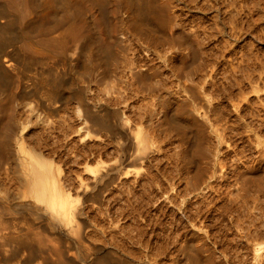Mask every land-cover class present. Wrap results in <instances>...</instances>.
<instances>
[{"label": "rangeland", "instance_id": "rangeland-1", "mask_svg": "<svg viewBox=\"0 0 264 264\" xmlns=\"http://www.w3.org/2000/svg\"><path fill=\"white\" fill-rule=\"evenodd\" d=\"M176 1V2H175ZM186 1V3H184ZM173 0L174 2V6H178L176 7V11L178 12V18L176 19V26H172V28L168 29V33H167V38L160 40L161 43L159 41L155 42L156 46L154 44L150 45V49L153 50L154 52H156V54L161 55L162 56H153L152 58H150V64L151 67L155 70L159 72V76L156 78V80L159 82V84L163 83L164 84V89L161 93L159 92H152L154 93L153 98H151L150 100H152L153 103H159L161 102L162 98L160 94L163 95H168L169 97V101L171 103L172 107H176V106H186L189 107V111L192 110L195 114V116L197 117V119L199 120V122H201V125H199L198 128L201 129V135H199L197 133L198 129L197 127H192L191 125L188 126L187 128L189 130L186 129L185 131V135L184 138H182V135L176 132L175 129L170 128L168 126H166L161 118L156 115L154 112H159L161 110V112H166L167 109H169V111L167 110V112H170V107L171 106H159L161 105L160 103L157 105L155 104H151V102L147 101V100H143L146 99L144 95V90L141 88V86L135 82L136 85H134V81L132 80V78L129 80H127V83H132V84H127L126 85V91H125V95L127 96L129 93V98L128 101H125L123 104H118L117 105H113V107H110V110H118L120 113V117L122 115L121 118L125 119H121L119 117V119L114 120V122L111 121V124L113 126V128H115V130L113 129L112 131H109L107 129V132L105 131V129L101 130L100 128H96L97 126H93L95 131L93 130L92 125L88 124L87 129H83L82 133L85 135L83 136L81 133V131H79L80 133L78 134L76 132L77 129L76 128V124L73 122L72 123H68L69 125L67 126H71V128L68 129V127H66L67 129L63 128L61 131V129L56 125V123L53 121H48V118L45 119L43 118V122L40 129H37L36 132L34 133L33 136L27 138L26 136L29 135V133H31V129L33 130V127L30 126V123L28 122H24L21 127L18 129V137L20 139L21 145L23 147V149L26 146V149L30 152L33 153H39L42 154L44 156L45 159L49 160V162H51L53 164V166L56 169V186H57V190H58V194L63 196L64 200H61L60 202H62L64 204V207L67 209L66 215L63 217L61 214L58 213L57 208L56 210L53 211V215L54 217L52 218L51 216H49L44 208V204L42 202H37L36 200L28 197L27 195H25L24 191V187L23 184L20 181V176L22 174V171L20 169L19 166L16 167V162L14 161H10L9 160V168L8 166L5 167L7 168V172L5 175L2 174L3 171H1V175H0V209H1V213H0V220L3 221V218L6 220V218L8 220L1 222L0 221V226H2L3 224L4 226H7V228L2 227L3 229H7V230H1L5 233V235H12V236H16L19 235L23 232L27 233L28 232H35L39 234V238L42 239L44 238L45 240H42L40 243V246L42 251H46L48 256L46 257V253L44 254L40 248L39 244L37 245H33L30 247L28 245L25 246V244H21L22 247L18 245H16V248H18V250L16 251L15 248V244L16 242H10V241H4V239L2 241H4L3 244L0 240V242L4 245L2 246V244H0V252L1 255L4 254L2 253L3 250H5L6 253V257H4V262H2L0 260V264H43L44 260H46V263L48 264H62V263H67V264H88L90 261H93L94 258L97 256H101V254L103 255L104 253H106L107 255L110 253V249H111V253L115 256H113V259L111 260V263L114 261H116L115 257H117V259L119 258V260L116 262V264H122L125 260L126 264H192L190 261L186 262H179V257L181 256V258L183 257L180 252L179 248L180 246L184 247L185 245V238L188 239V237H191L193 234L196 235L195 238L198 241H203L204 243H206L208 245L207 249L208 252L203 253L201 256L202 257H206V256H210L212 257V259H210L211 262H209L208 264H264V108H262V106H264V99H262V97H264V83L260 84L257 82V84H253V82L249 85L251 86H246V84H244V82L242 84H240V78L238 77H242V75H251V74H259L260 76L264 75V51L261 50L264 49V43L261 42V40L259 38H257V36L254 35V33L252 32L251 36L246 35L244 36L242 34V30L241 28H243L242 24L240 23L239 20L236 21V23L233 24H228L223 23L224 19L223 17L219 16V20L218 19H212L211 18V13H207V15H203L201 14L199 11V7L200 4L198 2V0H190V3L187 1L189 0ZM201 1V0H199ZM232 2H234V0H231ZM182 2V3H181ZM195 2V3H194ZM229 3V7L234 8L235 10L237 8H239L238 10L241 12L242 8L238 7V1L235 0V2L237 3ZM179 3V4H178ZM199 4V7L197 4ZM201 3V2H200ZM189 6H188V5ZM194 6H193V5ZM197 6H196V5ZM192 5V8H194L197 11H194V9L192 10V8L190 7ZM236 5V7L234 6ZM234 6V7H233ZM198 7V8H197ZM178 8V9H177ZM190 10H189V9ZM181 9V10H180ZM184 10V12H183ZM186 10V11H185ZM179 11H182V13H180ZM237 11V10H236ZM186 12L188 14H186ZM238 12V11H237ZM239 12V13H240ZM181 16H180V15ZM194 14V16H193ZM185 15V16H183ZM192 17H191V16ZM200 15V16H199ZM180 16V17H179ZM182 16L185 18V22L183 21L184 18H182ZM199 16V17H198ZM209 16V17H207ZM194 17L196 18L194 20ZM198 17V18H197ZM205 17V18H204ZM182 18V19H181ZM212 20H211V19ZM221 18V19H220ZM223 18V19H222ZM190 21H189V20ZM201 19V20H200ZM207 19V20H206ZM178 20V21H177ZM180 20V21H179ZM200 22H198V21ZM211 20V24H209L210 26H215L217 24V26L210 27L208 25V22L210 23ZM182 21L184 22V24L182 23ZM196 24L199 25V27L204 28V31H200L201 29L197 30L198 25L194 24V22ZM192 22V23H190ZM198 22V23H197ZM205 22V23H204ZM213 22V23H212ZM221 22V23H220ZM181 23V24H180ZM203 25H200L202 24ZM223 23V24H222ZM183 24V26H182ZM204 24H206L204 26ZM215 24V25H214ZM221 24V25H220ZM227 24V25H226ZM236 24V25H235ZM237 24H240L237 25ZM187 25V26H186ZM191 25V26H190ZM190 26V27H189ZM220 26V27H219ZM228 26V27H227ZM254 26V24L252 25V27ZM178 27V28H177ZM188 27V28H187ZM208 27L210 29H208ZM219 27V28H218ZM231 27V28H230ZM235 27V28H234ZM238 27V28H236ZM182 28V29H181ZM184 28V29H183ZM186 28V29H185ZM193 28V29H192ZM196 28V29H195ZM222 30H221V29ZM230 28V29H229ZM180 29L183 32H185L184 34H186V32H188V35L182 38L181 41H179L178 43H176L173 39L172 41V37L173 33L175 30ZM187 29H189L187 31ZM191 29V30H190ZM214 29V30H213ZM224 29V30H223ZM232 29V30H231ZM233 29H235L236 33L234 37L236 39L230 37L233 33H235L233 31ZM195 30V31H194ZM203 30V29H202ZM217 32H216V31ZM221 30V31H220ZM239 32H238V31ZM170 31V32H169ZM191 31V32H190ZM228 31V33H227ZM230 31H233L230 32ZM257 31V30H256ZM172 32V33H171ZM199 32L200 34H197V37L199 36V38L203 39V40H199V38L196 37V34ZM220 32V33H219ZM224 32V33H223ZM226 32V33H225ZM194 35H192V34ZM203 33V34H202ZM212 33V35H211ZM217 33V34H216ZM231 33V35H229ZM258 33V32H257ZM202 34V35H201ZM210 35V38L208 37V35ZM216 34V36H215ZM172 35V36H171ZM192 35V36H191ZM220 36V37H218ZM229 36V37H228ZM243 36V37H242ZM253 36V39H252ZM133 37V38H132ZM187 37V38H185ZM193 37V38H192ZM207 37V39H206ZM212 37V38H211ZM222 37L224 39H222ZM228 37V39H226ZM251 37V38H250ZM126 39L128 40V42H130L132 47L138 46L139 44H141L142 42L139 39H135L134 36H128L125 35L124 37H122V39ZM130 38V39H129ZM197 38V39H196ZM217 40H222L221 44H223L224 41V45L226 46V48L224 47V45L219 46V42L216 41ZM219 38V39H218ZM245 38V41H244ZM134 39V40H133ZM186 39V40H185ZM196 39V40H195ZM207 41H206V40ZM260 40V42L257 41ZM130 40V41H129ZM189 43H186L188 42ZM193 40V42H192ZM197 40L199 41H203L205 43H200L199 41L197 42ZM231 42H229V41ZM243 40V41H242ZM247 40L249 43H247ZM252 42H251V41ZM255 40V41H254ZM185 41V43H184ZM210 41V42H209ZM211 41L214 43V41L218 42L219 44L217 45L216 43H214V49L213 46L211 44ZM227 41V42H226ZM239 43H238V42ZM133 42V43H132ZM168 42V43H167ZM233 42V43H232ZM242 42V43H240ZM258 44V46L254 47ZM256 42V43H255ZM200 43V44H199ZM235 43V44H234ZM238 43V44H237ZM247 43V44H244ZM250 43H252L253 45H250ZM262 43V44H261ZM166 45V46H161V45ZM184 44V45H183ZM187 44L192 45V46H187ZM238 46H237V45ZM158 45H160L162 48H164L163 50L161 49V47H158ZM209 45H211L209 47ZM236 45V46H235ZM242 47L241 50L240 46ZM247 45V46H245ZM250 45V46H249ZM194 46V47H193ZM197 46V48H195ZM208 46V47H207ZM216 46V47H215ZM219 46V47H218ZM225 49L222 50L223 47ZM252 46V47H251ZM262 46V47H261ZM152 47V48H151ZM155 47V48H153ZM167 50H166V48ZM190 47V48H189ZM192 47V48H191ZM204 47V48H203ZM222 47V48H221ZM234 49H232V48ZM240 47V48H239ZM245 47V48H243ZM247 47V50H246ZM251 47V48H248ZM161 50H158V49ZM181 48V50H180ZM200 50H199V49ZM208 48V49H206ZM220 49V51H218ZM228 48V49H227ZM232 50H230V49ZM254 48L258 49V51H254ZM142 48H140L141 50ZM177 49V50H175ZM180 51H179V50ZM206 49V51H205ZM213 51V52H211ZM217 49V51L215 50ZM250 49V50H249ZM168 51V53L166 51ZM185 50V51H184ZM202 50V51H201ZM209 52H208V51ZM218 52V54L216 55L215 52ZM230 50V51H229ZM252 50L253 53L257 52L256 55L255 53L252 54ZM160 51V52H159ZM184 51V52H182ZM195 51V52H194ZM205 51V53H204ZM226 51V52H225ZM236 51V53L234 52ZM241 51V52H238ZM251 51V52H250ZM202 52V53H201ZM211 52V53H210ZM223 52V54H222ZM226 55H225V53ZM243 52V53H242ZM245 52V54H244ZM176 53V54H175ZM179 53L183 54L185 57L184 60V67H175L173 66V63L170 64L167 63L166 61H164V57L165 56H171L172 55H178ZM195 53V54H194ZM210 53V54H209ZM213 53V54H212ZM222 55H221V54ZM241 53V54H240ZM165 54V56H164ZM205 54V55H204ZM216 55L215 57L212 55ZM233 54V55H232ZM241 56L246 55L249 56L247 58L243 56L240 58L239 55ZM260 54V55H259ZM191 55L194 59V61L192 60ZM202 57H201V56ZM207 55V58H206ZM228 55L227 58L224 57ZM235 55V56H234ZM251 55V56H250ZM253 55V56H252ZM196 56V57H195ZM231 56V57H229ZM238 57L240 59H238L236 57V60L234 57ZM257 56V58H255ZM161 57V58H160ZM201 57V58H200ZM205 57V58H204ZM212 59H211V58ZM214 57V58H213ZM223 57V58H222ZM234 58V59H230V58ZM251 57V58H250ZM261 57V62L260 59ZM196 58V60H195ZM204 58V59H203ZM220 58V59H219ZM253 58V59H252ZM155 59V60H154ZM192 60V62L190 60ZM199 59V60H198ZM203 61H202V60ZM214 59V60H213ZM223 59V60H221ZM252 59V60H251ZM201 60V61H200ZM206 60V61H205ZM227 60V61H226ZM240 60V63H238L237 61ZM249 60V61H248ZM254 60V61H253ZM154 61V62H153ZM158 61V63H157ZM190 63H189V62ZM213 61V62H212ZM216 61H218L216 63ZM223 61V62H222ZM237 62V64H235V62ZM248 61V62H247ZM157 64H156V63ZM194 62V63H193ZM200 62V63H199ZM206 62V63H205ZM207 62L213 64V65H207ZM215 62V64H214ZM221 62V63H220ZM228 62V63H227ZM234 62V63H232ZM246 62V63H244ZM256 62V63H255ZM165 63V64H164ZM192 63V64H191ZM199 63V64H198ZM204 63V64H203ZM221 65H220V64ZM227 63L229 64L231 67L233 64L234 68V64L235 67H240L238 68L239 70H241L242 73H240V71L237 68H234L233 71H229L227 72L228 74L223 76L226 73H223L225 71L229 70V65L228 66H224V64ZM249 63V65H248ZM251 63V65H250ZM253 63V64H252ZM167 64V66H166ZM190 64V65H187ZM225 64V65H227ZM245 64L247 66H245ZM153 65V66H152ZM161 65V66H160ZM207 65V67L205 66ZM216 65V66H215ZM220 65V67H219ZM238 65V66H236ZM258 68H256V66ZM261 65V66H260ZM155 66V67H154ZM159 68H158V67ZM209 66V67H208ZM224 66V68H223ZM247 67L246 69H242L243 67ZM249 66V68H248ZM188 67V68H186ZM215 67V68H213ZM220 69H218V68ZM222 67V68H221ZM228 67V68H227ZM261 67V68H259ZM157 68V69H156ZM163 68V69H162ZM176 68V69H175ZM194 68V70H193ZM201 68V69H200ZM207 68H211V69H207ZM213 68V69H212ZM226 68V69H225ZM231 68V69H232ZM256 68V69H255ZM176 70V72L173 71ZM198 69V70H197ZM207 69V70H205ZM222 69V71H221ZM225 69V70H224ZM228 69V70H227ZM249 71H248V70ZM255 69V70H254ZM161 70V71H160ZM199 70H203L201 73ZM210 70L211 73H210ZM214 70V71H213ZM217 70L219 72H217ZM163 71V72H162ZM197 71L199 73H197ZM207 71V72H206ZM237 71V72H235ZM259 71V72H258ZM151 72V71H150ZM195 72V73H194ZM206 72V74L204 73ZM210 74H209V73ZM222 72V73H220ZM235 72V73H232ZM255 72V73H254ZM149 73V72H148ZM163 73V74H162ZM171 73V74H170ZM216 73V74H214ZM231 76H230V74ZM237 73V74H236ZM167 74V75H166ZM209 74V75H208ZM219 74V75H217ZM235 74V75H234ZM162 75V76H161ZM168 77H166V76ZM196 75V76H195ZM201 77H199V76ZM204 75V76H203ZM208 80H207V78ZM212 75V76H210ZM216 77H214V76ZM233 75V77H232ZM238 75V76H236ZM197 77V79L195 77ZM219 76V77H218ZM229 76V77H226ZM236 76V77H235ZM165 77V78H164ZM171 77V78H170ZM199 77V79H198ZM204 77V78H202ZM211 79H210V78ZM223 77V79H221ZM225 78H228L226 81L224 80ZM264 77V76H262ZM163 78V79H162ZM168 78V79H167ZM194 80H193V79ZM206 78V79H205ZM215 78V80L213 79ZM231 78V79H229ZM235 78V79H233ZM162 79V80H160ZM167 79V80H165ZM171 79V80H170ZM176 79V80H175ZM184 81H183V80ZM203 79L204 83L201 81ZM219 79V81H217ZM238 79V81H237ZM174 80V82H172ZM179 80V82H177ZM183 82H182V81ZM201 81V84H199V82ZM205 80H207L205 82ZM213 80V81H212ZM223 80V83L226 82L225 84H227V82L230 80L231 82H228L227 85H223V83H221ZM237 82H236V81ZM162 81V82H160ZM168 81V83H167ZM171 81V84H170ZM176 81V83H175ZM180 81L183 83H180ZM194 81V82H192ZM212 81V82H211ZM191 82V83H190ZM209 82V83H208ZM217 82V83H216ZM235 84H231L234 83ZM256 82V81H255ZM166 83V84H165ZM173 83V84H172ZM198 83V84H197ZM215 83V85L213 84ZM219 83V84H218ZM239 83V84H238ZM168 84V85H167ZM195 84V85H194ZM218 84V85H217ZM253 84V85H252ZM132 87H131V86ZM165 85H167V88ZM170 85V86H169ZM187 85H189L187 87ZM191 85V86H190ZM192 85H193V89H192ZM198 85V87H196ZM217 85V86H216ZM221 85V86H220ZM231 87H230V86ZM233 85V86H232ZM235 85V86H234ZM254 85L256 86V90H254ZM258 85V86H257ZM261 85V86H260ZM130 86V87H128ZM133 86L135 87L136 90H134ZM161 86V85H160ZM176 86V87H175ZM179 86V87H178ZM185 86V87H184ZM208 86V87H207ZM215 86L217 88V92H216V88L214 89ZM228 88H227V87ZM253 86V88H252ZM180 89H178V88ZM189 87H191V89H189ZM195 87V88H194ZM219 87L221 89H223V92L221 90H218ZM225 87V88H224ZM241 87L243 89H241ZM133 88V90L131 89ZM162 88V86H161ZM188 88V89H187ZM208 88V89H207ZM232 90H230V89ZM236 88V91H235ZM240 88V89H239ZM248 88V90L246 91V89ZM253 89L250 91V95H248L247 93H249V90ZM133 91H131V90ZM173 89L176 90L175 92H173ZM184 89V90H183ZM231 91V92H229ZM172 90V91H171ZM178 90V91H177ZM180 90V91H179ZM189 90V91H188ZM193 90V91H190ZM209 90V91H208ZM225 90V91H224ZM237 90H239V92H237ZM262 90V91H261ZM129 91V92H127ZM131 91V92H130ZM136 91V92H135ZM161 91V90H160ZM188 91V92H187ZM228 91V92H227ZM244 91V92H243ZM135 92V93H134ZM141 92V93H140ZM143 92V93H142ZM181 92V94H180ZM193 92H195L194 94L195 97L197 96L199 98V100H197V97L194 98V95L192 94ZM226 92V93H224ZM234 92H237L236 95L237 98H239L240 100L244 97L246 99H242L240 102L239 100L237 101L236 99V95ZM246 92V94H244ZM254 92V93H253ZM140 93V94H138ZM165 93V94H163ZM172 93V94H171ZM174 93V94H173ZM180 95H179V94ZM198 93V94H197ZM234 93V94H232ZM242 95H240V94ZM258 93V95H257ZM131 94V95H130ZM136 94V95H135ZM143 94V95H142ZM176 94V95H175ZM178 94V97H176ZM217 96H216V95ZM222 94V96H221ZM253 94V95H252ZM255 94V95H254ZM262 94V95H261ZM124 95V97H125ZM166 95V96H167ZM215 95V96H214ZM218 95L220 97H218ZM234 98L236 99H231L230 98ZM247 95V96H246ZM253 97H252V96ZM260 95L262 96L261 98ZM140 96V97H139ZM142 96V97H141ZM163 96V97H166ZM172 96V97H171ZM182 96V98H181ZM225 96V97H224ZM227 96V97H226ZM243 96V97H242ZM258 96V97H257ZM132 97V98H131ZM137 97V98H136ZM229 97V98H228ZM242 97V98H240ZM252 97V98H251ZM256 97V98H255ZM138 98L141 99L142 101L141 104L136 103L138 102ZM175 98V99H174ZM179 98V100H178ZM192 98H194L195 100H193ZM213 98V99H212ZM224 98V99H223ZM228 98V99H227ZM259 98V99H257ZM131 99V100H130ZM137 99V100H136ZM227 99V100H226ZM250 99V100H249ZM254 99V102H252ZM127 100V99H126ZM133 100V102H132ZM178 100V102H177ZM214 100V101H213ZM224 102H222V101ZM226 100V101H225ZM233 100V101H230ZM235 100V101H234ZM247 100V101H246ZM252 100V101H251ZM259 100V101H258ZM20 101V100H18ZM136 101V102H135ZM147 101V102H144ZM173 101H175L173 103ZM221 101V102H220ZM237 101V102H236ZM243 101V102H242ZM251 101V102H250ZM256 101V102H255ZM261 101V103H260ZM149 102V103H148ZM189 102V104H187ZM199 102V103H198ZM232 102H236V103H232ZM239 102V103H238ZM249 102V103H248ZM259 102V104L257 103ZM130 103V104H129ZM145 104L144 105L142 104ZM148 103V104H147ZM221 103V104H220ZM252 105H251V104ZM257 105H256V104ZM127 104V105H126ZM138 106H137V105ZM246 104V105H245ZM132 106V108L134 109H130ZM136 105V106H135ZM151 110H150V106ZM225 105V106H224ZM241 105V106H240ZM244 105V106H243ZM250 105V107H249ZM254 105V107H253ZM262 105V106H260ZM127 106V108H126ZM144 108H143V107ZM149 106V107H148ZM159 106V107H158ZM193 106V107H192ZM243 106V107H242ZM248 106V108L246 109V107ZM252 106V107H251ZM259 106V107H258ZM130 107V108H129ZM138 107V108H136ZM162 107V108H161ZM168 107V108H167ZM222 107V108H221ZM228 107V108H227ZM242 107V108H241ZM256 107V108H255ZM258 107V109H257ZM149 109L150 111L146 110ZM153 108V109H152ZM159 110V111H157ZM161 108V109H159ZM239 108V109H237ZM244 108V109H243ZM255 108V110H253ZM262 108V109H261ZM126 109V110H125ZM128 109V110H127ZM138 109V110H137ZM155 109V111H154ZM163 109V110H162ZM218 109V111H217ZM228 109V110H227ZM237 109V110H236ZM251 109V110H250ZM258 111H257V110ZM79 109L75 106L73 108V112L74 111H78ZM125 110V112H124ZM141 110V111H140ZM222 112H221V111ZM232 110V111H231ZM246 110H248L247 112H245ZM262 110V112H261ZM148 113H147V112ZM244 111V113H243ZM251 111L253 112L252 114ZM258 113H257V112ZM127 112V113H126ZM132 112V113H130ZM143 112V113H142ZM153 112V114H152ZM200 112V113H199ZM127 114L128 116H126L125 114ZM130 113V114H129ZM137 113L139 117H134L135 115L137 116ZM151 113V116L149 115ZM240 113V114H239ZM241 113L243 115L249 114L250 116H255L253 118V120L255 122H253V120L251 121V117L249 115L243 116L241 115ZM257 113V114H256ZM261 113V114H260ZM132 114L134 116H132ZM140 114H144V116H140ZM239 114V115H238ZM259 114V115H258ZM131 115V116H129ZM146 115V116H145ZM157 117H156V116ZM221 115V116H220ZM242 117H241V116ZM224 116V117H222ZM259 116H262L261 118ZM128 117V118H127ZM130 117V118H129ZM131 117H133L132 121H130ZM141 117V118H140ZM145 117V118H144ZM235 117V118H234ZM245 117V118H244ZM247 117V119H246ZM250 117V118H249ZM256 117H259V119H256ZM54 118H50V120H52ZM147 121H146V120ZM159 119V120H158ZM213 119V120H212ZM249 119V120H248ZM47 120V121H46ZM136 120V121H135ZM154 120V121H153ZM229 120V121H228ZM248 120V122H247ZM262 122H261V121ZM122 121H125V123H123ZM145 121V122H144ZM150 123H149V122ZM214 121V122H213ZM232 121V122H231ZM49 122V123H48ZM119 122V123H118ZM143 122V123H142ZM261 122V124H260ZM47 123V124H46ZM123 123L124 127H126V129L122 126ZM132 123V124H131ZM254 123V124H253ZM71 124V125H70ZM118 124V125H117ZM137 124V125H136ZM253 124V125H252ZM45 125L48 126V129L45 128ZM56 125V126H55ZM76 125V126H74ZM117 125V126H115ZM121 125V126H119ZM146 126V129L145 128ZM50 126V127H49ZM74 129L73 130V127ZM138 126V127H137ZM260 126V127H259ZM31 127V128H30ZM55 127V128H54ZM58 127V128H57ZM78 127V126H77ZM120 127V128H119ZM134 127V128H133ZM230 127V128H229ZM258 127V128H257ZM27 128V129H26ZM45 128V130H44ZM51 128V129H50ZM122 128V129H121ZM130 128V129H129ZM139 128V129H138ZM229 128V129H228ZM58 129V130H56ZM91 131L90 132L88 131ZM98 129L101 130L98 131ZM117 129V131H116ZM125 129V130H124ZM135 129V130H134ZM170 129V130H169ZM218 129V130H217ZM260 129V130H259ZM30 130V131H29ZM44 132H42V131ZM67 130V131H65ZM85 130V132H84ZM87 130V131H86ZM98 132H97V131ZM129 130V131H128ZM130 130L132 131L130 134H128L130 137V141L128 139V135L127 133L130 132ZM139 130V131H138ZM150 130V132H149ZM234 130V131H233ZM26 131V132H25ZM47 131V132H45ZM49 131V132H48ZM54 131V132H53ZM58 131V132H57ZM61 131V132H60ZM68 131L70 132L68 133ZM114 131V133L112 134V132ZM122 131V132H121ZM125 131V133L123 132ZM238 131V132H237ZM242 131V133H241ZM259 131V132H258ZM22 136H21V134ZM41 132V134H40ZM74 132V134L72 133ZM87 132H89L87 134ZM95 134H93V133ZM111 132V133H110ZM120 134H118V133ZM144 132V133H143ZM160 132V133H159ZM191 132V133H190ZM218 132V133H217ZM226 132H228L226 134ZM39 133V135H38ZM43 133V134H42ZM67 133V134H66ZM110 133V134H109ZM122 133V134H121ZM187 133V134H186ZM195 134L193 136V134ZM232 133V134H231ZM234 133V134H233ZM237 133V134H236ZM25 134V135H24ZM28 134V135H27ZM46 134V136H45ZM51 134V135H50ZM65 134L67 139L65 138ZM70 134V135H69ZM73 134V135H72ZM76 136L79 135V136ZM103 134V136H102ZM138 134V135H136ZM145 134V135H144ZM160 134V135H159ZM190 134V135H188ZM198 134V135H196ZM226 134V135H225ZM24 135V136H23ZM50 137H47L49 136ZM55 137H54V136ZM72 135V136H71ZM93 135V136H91ZM95 135V136H94ZM97 135V136H96ZM99 135V136H98ZM112 135V136H111ZM116 135V136H115ZM124 135V137H123ZM145 137H144V136ZM188 135V136H187ZM223 135V136H222ZM225 135V137H224ZM235 135V136H234ZM237 135V136H236ZM80 136H83V139L80 138ZM88 136L91 138H88ZM102 136V137H101ZM107 136V137H106ZM115 136V137H114ZM117 136H119L120 138H118ZM191 136V137H190ZM233 138H232V137ZM47 139H46V138ZM61 140H59L60 138ZM100 137V138H99ZM105 137V138H104ZM247 137V138H246ZM35 138H39L38 140ZM55 138V139H54ZM59 138V139H58ZM71 138V139H70ZM76 141H75V139ZM95 140H94V139ZM102 138V140H101ZM105 140H104V139ZM127 138V139H125ZM145 138V140H144ZM159 138V139H158ZM187 138V139H186ZM190 138H194V142H192L193 140ZM198 138V139H197ZM201 140L207 145V150L208 151V155L205 159L201 160V163L197 164V163H190V164H184L182 161L183 159H181L180 157V151L182 150V148L189 149L190 147V142L192 143V145L195 143V141L197 140ZM231 138V139H230ZM34 139V141H33ZM45 139V140H43ZM48 139H50L48 141ZM58 139V140H56ZM78 139V140H77ZM86 139V140H85ZM111 139V140H109ZM137 139V140H136ZM145 143H144V141ZM183 139V140H182ZM25 140V141H24ZM33 144V146H31V144L28 141ZM54 140V141H52ZM85 140V141H84ZM91 140V142H90ZM147 140V141H146ZM250 140V141H249ZM253 140V141H251ZM33 141V142H32ZM38 141V142H37ZM51 141V142H50ZM58 141V142H56ZM69 141V142H67ZM71 141H73V143H71ZM83 145H81L79 142ZM87 141V143H86ZM93 141V142H92ZM97 141V142H96ZM107 141V142H106ZM109 141V142H108ZM128 141L129 144L128 145ZM132 141V142H131ZM143 141V142H141ZM158 141V142H157ZM160 141V142H159ZM172 141V142H171ZM178 141V142H177ZM206 141V142H205ZM231 141V142H230ZM234 141V144L233 142ZM237 141V142H236ZM26 142V143H25ZM37 142V143H36ZM42 142V143H41ZM99 142V143H98ZM101 142V144H100ZM109 145L110 142L111 144L109 146L106 147V143ZM134 142V143H133ZM148 142V143H147ZM171 142V143H170ZM39 143H41L43 149L41 148V145H39ZM47 143H49L50 145H48ZM54 143V144H53ZM61 143V144H60ZM71 147L74 146L75 148L69 147L70 145ZM78 143V144H77ZM94 143V144H93ZM134 145H133V144ZM153 143V144H152ZM176 143V144H175ZM178 143V144H177ZM189 143V145H188ZM209 145H208V144ZM247 143V144H246ZM24 144V145H23ZM27 144V145H26ZM30 144V145H29ZM36 144V145H35ZM53 144V145H51ZM62 145L63 147H59L58 145ZM68 144V149L70 150L69 152L66 151L68 149L67 145ZM85 144V145H84ZM90 144V145H89ZM93 146H92V145ZM97 146V149L95 148ZM104 144V150H102V146ZM106 144V145H105ZM124 144V146H123ZM137 144V146L135 145ZM147 144V145H146ZM166 144V145H165ZM258 144V145H257ZM34 145L37 147L35 148ZM39 145V146H38ZM45 145V146H43ZM88 145V146H87ZM100 145V146H99ZM112 145L114 147H112ZM116 145V148H115ZM126 145V146H125ZM142 145V147H141ZM174 145V146H173ZM233 145V146H231ZM240 145V146H239ZM52 146V147H51ZM56 146H58L56 148ZM91 146V148H90ZM130 148H128V147ZM161 146V147H160ZM178 146V147H177ZM185 146V147H184ZM236 146V147H235ZM242 146V147H241ZM247 146V148H246ZM48 147V148H47ZM54 147L56 149H54ZM79 147V149H77ZM83 149H82V148ZM87 150H86V148ZM94 147V148H92ZM100 147V148H99ZM111 147V149H110ZM122 147H124V149H122ZM132 147H136V149L132 148ZM145 147L147 148L145 150ZM157 147V148H155ZM177 147V148H176ZM208 147H210L208 149ZM46 148V149H45ZM51 148V149H50ZM66 150H65V149ZM81 148V149H80ZM89 148V150H88ZM109 150H107V149ZM127 148V151L126 149ZM143 148V152L142 150H138ZM150 150H149V149ZM160 148V149H159ZM233 148V149H232ZM24 149V150H26ZM49 149V150H48ZM61 149V150H60ZM75 150L71 153L72 150ZM94 149V150H91ZM96 149V151H95ZM99 149V150H98ZM101 149V150H100ZM116 149V150H115ZM134 149V151H132ZM164 149V150H162ZM169 149V150H168ZM181 149V150H180ZM240 149V150H239ZM245 149V150H244ZM259 149V150H258ZM35 150V151H34ZM45 150V152H44ZM51 150V151H50ZM58 150V151H56ZM63 150V151H62ZM85 150V151H84ZM112 150V151H110ZM118 150V152H117ZM120 150V151H119ZM129 150V151H128ZM234 150V151H233ZM50 151V152H49ZM53 151V153H52ZM78 151V152H77ZM86 152L84 155V152ZM95 151V152H93ZM103 151H105V153H103ZM127 154H126V152ZM142 152L143 154H145L144 156L142 154H140L139 152ZM169 151V152H168ZM179 151V152H178ZM238 151V153H237ZM260 151V152H259ZM43 152L46 154L44 155ZM49 154H48V153ZM65 152H68L67 154ZM77 152V153H76ZM83 152V153H82ZM89 152V153H88ZM93 152V153H92ZM99 152V153H98ZM110 152V153H109ZM124 152V153H123ZM57 153V154H56ZM61 153V154H60ZM66 154V155H62V154ZM69 153L71 154L69 155ZM73 153L74 155L79 156V159L81 157L82 160L79 161V164H75L72 163L71 161H73ZM76 153V154H75ZM98 153V154H97ZM131 153V155H130ZM138 153H139V157H138ZM260 153V154H258ZM82 154V155H81ZM93 154V155H91ZM94 154L98 155V156H94ZM102 157H101V155ZM107 156H105V155ZM126 154V155H125ZM228 154V155H227ZM251 154V155H250ZM48 155V156H47ZM56 155V156H55ZM68 155V156H67ZM81 155V156H80ZM109 155V156H108ZM139 158H137L136 157ZM142 155V156H141ZM179 155V156H178ZM227 155V156H226ZM250 155V156H249ZM62 158H59L61 157ZM65 156H67V159ZM89 156V157H87ZM93 156V157H91ZM126 156V157H125ZM129 156V157H128ZM151 156V157H150ZM88 159H87V158ZM94 159H91V158ZM101 157V158H100ZM106 157V158H105ZM116 157V158H115ZM122 157V158H121ZM126 159H124V158ZM156 157V158H155ZM166 157V158H165ZM241 157V159H240ZM97 158V159H96ZM144 160H142V159ZM222 158V160H221ZM225 160H224V159ZM234 158V159H233ZM259 158V159H258ZM56 159V160H54ZM90 159V160H89ZM97 161H96V160ZM115 159V160H114ZM151 159H153L151 161ZM161 159V160H160ZM173 159V160H172ZM67 160V161H65ZM88 160V161H87ZM94 160V161H93ZM121 160H126L125 162ZM134 160V161H133ZM137 160V162H135ZM147 160V161H146ZM159 162H158V161ZM251 160V161H250ZM254 160V161H253ZM63 161V162H62ZM65 161V162H64ZM90 161V162H89ZM115 161V162H113ZM130 163H129V162ZM157 161V162H156ZM250 161V163H248ZM58 162V163H57ZM83 162H85L83 164ZM93 162V163H92ZM105 162V163H104ZM108 162V163H107ZM137 164H135V163ZM215 162V163H214ZM230 162V163H229ZM233 162V163H232ZM238 162V163H237ZM254 162V163H253ZM57 163V164H56ZM90 163V164H88ZM114 163V164H113ZM116 163V164H115ZM133 163V164H131ZM149 165H148V164ZM168 163V164H167ZM228 163V164H227ZM247 163V164H246ZM56 164V165H55ZM62 164V165H61ZM64 164V165H63ZM87 164V165H86ZM105 166H104V165ZM124 164V165H123ZM140 164V165H138ZM159 164V165H158ZM192 164V165H191ZM217 166V164L219 165V168H215L214 170V165ZM250 164V165H249ZM67 165V166H65ZM80 167H79V166ZM97 169V172L95 168ZM97 165V166H96ZM112 165L114 168H116L118 170V173L113 175L114 177H111L112 179H115L113 181H110L109 178L108 180L110 182H113L112 184L108 181L106 182V184H104L103 186L97 184L95 188H92V186L88 185L90 182V180L93 179V177L95 176V173H101L104 174L106 170V168L108 166ZM116 165V167L114 166ZM128 165V166H127ZM130 165V166H129ZM134 165V166H132ZM143 165V168H142ZM167 165V166H166ZM170 165V166H169ZM196 165L198 167H196ZM206 165V166H205ZM226 165V167H225ZM249 165V166H248ZM254 167H252V166ZM61 166V167H60ZM75 168H74V167ZM87 166V167H86ZM89 166V167H88ZM111 166V167H112ZM123 166V167H122ZM154 166V167H153ZM192 166V167H191ZM201 166L202 169L199 167ZM213 166V168H212ZM241 170L243 172H245L244 174L246 175V177L242 178V181H234L230 182L229 179L227 178V174L225 175V173L227 171L232 170L233 168ZM65 167V168H64ZM69 167V168H68ZM83 167V168H82ZM93 168L94 171H92L91 169ZM156 167V168H155ZM223 167V168H222ZM71 168V169H70ZM73 168V169H72ZM76 168H80L81 171L84 172V168H85V172H81L79 169ZM145 168V169H144ZM150 168V169H149ZM160 168V169H159ZM162 168V169H161ZM173 168V170H172ZM175 168V170H174ZM186 168V169H185ZM188 168L190 170H188ZM195 168H200L201 171L197 170L196 173ZM205 168V169H204ZM232 168V169H231ZM242 168V169H241ZM20 170V175L18 173V171ZM70 169V170H68ZM75 169V171H74ZM123 169V170H122ZM125 169V170H124ZM137 169V170H136ZM150 172H149V170ZM204 169V170H203ZM211 171H210V170ZM218 169V171H217ZM222 169V170H220ZM11 170V171H9ZM79 170V171H77ZM90 170V171H89ZM122 173H119L121 172ZM180 170V171H179ZM213 170V171H212ZM64 171H66L64 173ZM69 171V172H68ZM71 171V172H70ZM74 171V172H73ZM101 171V172H99ZM125 171V174H123V172ZM127 171V173H126ZM129 171V172H128ZM171 171V172H170ZM176 171V172H175ZM215 173H211L214 172ZM10 172V173H9ZM78 172V173H77ZM95 172V173H94ZM132 172V173H131ZM75 173V174H74ZM83 173V174H82ZM93 173V174H92ZM140 173V174H139ZM150 173V174H149ZM170 173V174H169ZM189 173V174H188ZM193 173L194 175L198 176L193 177ZM247 173V174H246ZM64 174V175H63ZM86 174V175H85ZM129 174V175H127ZM131 174V175H130ZM142 174V175H141ZM144 174V175H143ZM168 174V175H167ZM185 174V175H184ZM192 174V175H191ZM211 174V175H210ZM249 174V175H248ZM147 175L145 178H143V176ZM152 175V176H151ZM156 175V176H154ZM175 175V176H174ZM213 175V176H212ZM244 175V176H245ZM81 176V177H80ZM87 176V177H86ZM142 176V177H141ZM184 176V177H183ZM222 176V177H221ZM261 176V177H260ZM7 177V179L5 178ZM10 177V179L8 178ZM63 177L65 179H63ZM75 177V179H74ZM81 179H80V178ZM130 177V178H129ZM151 177H155V181L153 178ZM168 177V178H167ZM172 177V178H171ZM203 177V178H202ZM62 178V180L60 179ZM70 182H69V179ZM83 178V179H82ZM87 178V179H86ZM118 180H117V179ZM121 178V179H120ZM136 178V179H135ZM138 178V179H137ZM143 178V181L146 182L147 181L150 182V185L147 184L149 182H144L141 181ZM151 178V179H150ZM193 178V179H192ZM2 179V180H1ZM67 179V180H66ZM72 179V180H71ZM89 179V181H88ZM123 179V180H122ZM131 179H133L131 181V183L129 182L128 184H126V182H128V180L130 181ZM249 179V180H248ZM261 179V180H260ZM63 180L65 181V183L63 182ZM74 180V181H73ZM137 182H136V181ZM139 180V181H138ZM153 180V181H152ZM170 180V181H169ZM172 180V181H171ZM203 180V182H202ZM210 180V181H209ZM217 180V181H216ZM72 181V182H71ZM157 181V183H156ZM169 181V182H168ZM194 181V182H191ZM201 181V182H200ZM229 181V182H228ZM245 181V182H244ZM92 182V181H91ZM121 182V185H125L126 187H122L121 185H119ZM153 182V183H151ZM155 182V184H154ZM178 182V183H177ZM210 182V183H209ZM214 182V183H213ZM251 182V183H250ZM2 183V184H1ZM20 183V184H19ZM77 185H76V184ZM110 183V184H109ZM118 183V184H116ZM133 183H137L136 186ZM140 183V184H139ZM143 183V184H141ZM176 183V184H175ZM212 183V184H211ZM258 183V184H257ZM63 184V185H62ZM69 184V185H67ZM75 184V185H74ZM82 184V190L85 192V196H82L81 194V190L79 189H75L76 187H79V185ZM109 184V186L107 185ZM114 184V185H113ZM153 184V186H151ZM158 184V185H157ZM194 184V186H193ZM203 184V185H202ZM209 184V185H208ZM211 184V185H210ZM226 184V186H225ZM67 185V186H66ZM74 185V186H73ZM99 185V186H98ZM112 185L115 187L113 188ZM118 185V186H117ZM131 185V186H130ZM141 188H140V186ZM144 185L147 187L144 188ZM156 185V186H155ZM160 185V186H159ZM208 185V186H207ZM217 185V186H216ZM223 185V187H222ZM18 186V187H17ZM67 188H66V187ZM101 186V187H100ZM121 186V187H120ZM139 186V187H137ZM143 186V187H142ZM155 186V187H154ZM167 188H166V187ZM260 186V187H259ZM105 187V188H104ZM111 187V188H110ZM119 187V188H118ZM154 189H152V188ZM160 187V188H158ZM183 187V188H182ZM217 187V188H216ZM222 187V188H221ZM103 188L106 190H103ZM113 190H110L112 189ZM128 188V190H127ZM132 188V189H131ZM136 188V190H135ZM140 188V189H137ZM164 188V189H161ZM196 188V189H195ZM198 188V189H197ZM215 188V189H213ZM219 188V190H218ZM256 188V190L254 189ZM23 189V191H22ZM72 189V190H71ZM97 189V190H95ZM109 189V190H108ZM144 191V195L142 193V191ZM144 189V190H143ZM149 189H151L149 191ZM161 189V190H160ZM232 189V190H231ZM235 189V190H234ZM103 190V193L102 191ZM120 190V192L118 191ZM124 190V191H123ZM132 190V191H130ZM138 190V191H137ZM153 190V191H152ZM164 190V191H163ZM78 191L80 192V194L78 193ZM91 193H90V192ZM95 191L96 199L100 198L98 200V204L95 205V203H97V200H94V197H92V193ZM101 191V192H100ZM118 191V192H117ZM141 191V192H140ZM152 191V192H151ZM235 191V192H234ZM23 192V193H21ZM88 192V195L87 193ZM132 192V193H131ZM136 192V193H135ZM139 192V193H138ZM148 192V193H147ZM150 192V194H149ZM163 192V193H161ZM182 192V193H181ZM191 192V193H190ZM203 192V193H202ZM226 192V193H225ZM233 192V193H232ZM5 193V194H4ZM112 193V195H111ZM116 193V194H115ZM128 193V195H127ZM147 197H145L146 195ZM154 193V194H152ZM157 193V194H156ZM166 193V194H164ZM190 193V194H189ZM229 193V194H228ZM236 193V194H235ZM10 194V195H9ZM23 194V196H22ZM91 194V195H90ZM93 193V195H95ZM110 194V195H109ZM120 194V196L118 195ZM126 194V195H125ZM136 194V195H134ZM139 194V195H137ZM152 194V195H151ZM181 194V195H180ZM186 194V195H185ZM221 194V195H220ZM234 194V195H233ZM245 194V195H244ZM260 194V195H259ZM99 195V196H98ZM130 195V196H129ZM153 196V199L150 197ZM212 195V196H211ZM229 195V196H228ZM231 195V196H230ZM89 196V197H88ZM92 198H91V197ZM103 196V197H102ZM111 196H115L114 198ZM118 198H117V197ZM130 198H129V197ZM139 196V198H138ZM157 196V197H155ZM202 196V197H201ZM210 196V197H208ZM233 196V197H232ZM89 198V199H85V198ZM109 197V198H108ZM126 197V198H125ZM132 197H135L133 199H131ZM149 197V199H148ZM155 197V198H154ZM192 197V198H191ZM226 197V198H225ZM228 197V198H227ZM30 198V199H29ZM117 198V199H116ZM152 200H151V199ZM157 198V200L155 201V199ZM204 198V199H202ZM211 198V199H209ZM230 198V200H229ZM85 199V200H84ZM94 201H91V200ZM102 199L104 201H102ZM123 199V200H122ZM131 199V200H130ZM142 199V200H141ZM148 201H147V200ZM173 199V200H172ZM214 199V200H213ZM236 200L234 202V200ZM259 199V200H257ZM260 199L261 202H260ZM154 200V201H153ZM163 200V201H162ZM210 200V201H209ZM227 200V201H226ZM90 201V202H89ZM107 201V202H106ZM126 201V202H125ZM132 201V203H131ZM136 201V202H135ZM142 201V202H141ZM145 201V202H144ZM150 202V204H148ZM199 201V202H198ZM239 201V203H238ZM89 202V203H88ZM92 202H94L92 204ZM115 202V203H114ZM124 202V203H123ZM142 205H141V203ZM153 202V203H152ZM259 202V203H258ZM87 203V204H86ZM113 203V204H112ZM139 203V204H137ZM146 206H145V204ZM152 203V204H151ZM165 203V204H163ZM257 203V204H256ZM72 204V205H71ZM118 204V205H117ZM225 204V205H224ZM260 204V205H259ZM89 205V206H88ZM195 205V206H194ZM223 205V206H222ZM230 205V206H229ZM247 205V206H246ZM262 205V207H261ZM75 206V207H74ZM86 206V207H85ZM117 206V207H116ZM124 206V207H123ZM134 206V207H133ZM226 206V207H225ZM238 206V207H237ZM250 206V207H249ZM94 207V208H93ZM99 207V208H98ZM102 207V208H101ZM173 207V208H172ZM186 207V208H185ZM189 207V208H188ZM198 207V208H197ZM259 207V208H258ZM261 207V208H260ZM78 208V209H77ZM115 208V210H114ZM217 208V209H216ZM222 208V209H221ZM74 209L76 210L77 214H73ZM86 209V211H84ZM94 209V210H93ZM101 209V211H100ZM123 209V210H122ZM130 209V210H129ZM140 209V210H139ZM161 209V210H160ZM210 209V210H209ZM4 210V211H2ZM37 210V211H36ZM139 210V211H138ZM144 210V212H143ZM148 210V212L146 211ZM97 211V212H96ZM113 211V212H112ZM160 211V212H159ZM169 211V212H168ZM192 211V212H191ZM226 211V212H225ZM81 212V213H80ZM95 212V213H94ZM115 212V213H114ZM129 212V213H128ZM150 212V213H149ZM201 212V213H200ZM257 212V213H256ZM131 213V215H129ZM144 213V214H143ZM191 213V214H190ZM261 215H260V214ZM5 214V215H4ZM7 214V215H6ZM81 214V215H80ZM98 214V215H97ZM111 216H110V215ZM127 214V215H126ZM139 214V215H138ZM149 214V215H148ZM81 217H80V216ZM92 215V217H91ZM169 217H168V216ZM190 217H189V216ZM195 215V216H194ZM250 215V216H249ZM167 216V217H166ZM256 216V217H255ZM112 217V218H111ZM117 217V218H116ZM125 217V218H124ZM162 217V218H161ZM177 217V218H176ZM215 217V218H214ZM231 217V218H230ZM244 217V218H243ZM10 218V219H9ZM63 218V219H62ZM103 218V219H102ZM105 218V220H104ZM123 218V219H122ZM192 218V219H191ZM253 218V219H252ZM258 218V219H257ZM80 219V220H79ZM93 219V221H92ZM133 219V220H132ZM144 219V220H143ZM201 219V220H200ZM79 220V221H78ZM82 220V221H81ZM104 220V221H102ZM131 220V221H130ZM169 220V221H168ZM193 220V221H192ZM233 220V221H232ZM15 221V222H14ZM153 221V222H151ZM254 221V222H253ZM12 222V223H11ZM79 222V223H78ZM85 222L83 225L82 223ZM97 222V224H96ZM132 222V223H131ZM164 222V223H163ZM221 222V223H219ZM239 222V223H238ZM10 223V224H9ZM49 223V224H47ZM74 223V225L72 224ZM110 223V224H109ZM153 223V224H152ZM158 223V224H157ZM160 223V224H159ZM192 223V224H191ZM55 224V225H53ZM78 224V225H77ZM87 224V225H86ZM108 224V225H107ZM126 224V225H125ZM167 226H166V225ZM9 225V226H8ZM17 225V226H16ZM82 225V226H80ZM100 225V226H99ZM117 225V226H116ZM119 225V226H118ZM124 225V227L122 226ZM158 225V226H157ZM160 225V226H159ZM171 225V226H170ZM247 225V226H246ZM20 226V227H19ZM32 229H31V227ZM79 226V227H78ZM86 226V227H85ZM106 226L108 229H106ZM128 228H127V227ZM135 226L136 229H135ZM169 226V227H168ZM220 226V227H219ZM259 226V227H258ZM8 227H11V229H9ZM14 227V228H13ZM29 227V228H28ZM88 227V228H87ZM92 227V228H91ZM104 227V228H103ZM119 227V228H118ZM134 227V228H133ZM157 227V228H156ZM1 228V227H0ZM22 228V229H21ZM45 228H47L45 230ZM80 228V232L79 229ZM127 228V229H126ZM138 228V229H137ZM152 228V229H151ZM14 232H13V230ZM19 229V231L17 230ZM34 229V230H33ZM37 229V230H36ZM44 229V230H43ZM112 229V230H111ZM129 229V230H128ZM147 229V230H146ZM171 229V230H170ZM224 229V230H223ZM17 230V231H16ZM26 230V231H23ZM136 230V231H135ZM168 232H166V231ZM173 230V231H172ZM6 231V232H5ZM42 231V232H41ZM92 231V232H91ZM107 231V232H106ZM175 231V232H174ZM2 232V234L0 235H4ZM9 232V233H8ZM13 232V233H11ZM16 232V235H14ZM31 232V234H32ZM33 232V234H34ZM46 232V234H44ZM113 232V233H112ZM138 232V233H137ZM173 232V233H172ZM1 233V232H0ZM7 233V234H6ZM24 233V234H25ZM90 233V235H89ZM93 233V234H92ZM108 233V234H107ZM116 233V234H114ZM164 233V234H163ZM185 233V234H184ZM31 234H28L30 237L33 236ZM56 234V235H55ZM111 236H110V235ZM167 234V235H166ZM237 234V235H236ZM26 235V234H25ZM36 235V234H34ZM48 235V236H47ZM57 235L62 238V240L58 237ZM117 235V236H115ZM137 235V236H136ZM38 237V235H36ZM41 236V237H40ZM52 236V237H51ZM56 236V237H55ZM79 236V237H78ZM88 236V237H86ZM166 236V237H165ZM50 237V238H49ZM81 237V238H80ZM99 237V238H98ZM114 237V238H112ZM117 237V238H116ZM158 237V238H157ZM171 237V239H170ZM222 237V238H221ZM253 237V238H252ZM59 240H56V239ZM85 240L83 241L82 240ZM107 238V239H106ZM122 238V239H120ZM199 238V239H198ZM53 239V240H52ZM79 239V240H78ZM82 241H81V240ZM95 239V240H94ZM114 239V240H113ZM185 239V240H184ZM99 240V241H98ZM217 240V241H216ZM113 241V243H112ZM116 241V242H115ZM174 243H173V242ZM9 242V243H8ZM81 244V246L79 245V243ZM103 242V243H102ZM171 242V243H170ZM8 243V244H7ZM70 243V244H69ZM182 243L184 245H182ZM61 244V246H60ZM63 244V245H62ZM88 244V246H87ZM118 244V245H117ZM142 244V245H141ZM166 244V245H165ZM210 244V245H209ZM14 245V246H13ZM31 245V244H29ZM178 245V246H177ZM206 245V246H207ZM1 246L3 247V249L1 250ZM8 246V248H6ZM10 246L12 250V252L10 251ZM86 246V247H85ZM99 246V247H98ZM116 246V247H115ZM166 246V248H165ZM27 247V248H26ZM37 248L39 250V257H37L36 259L31 260L29 258V253L30 252V248ZM89 247V248H87ZM182 247V248H183ZM254 247V248H253ZM123 248V249H122ZM177 248V249H176ZM15 249V250H14ZM27 249V251L25 252V250ZM55 250H60L62 251L60 260L58 255L52 251ZM93 249V250H92ZM116 249V250H114ZM162 249V250H161ZM29 250V251H28ZM87 250V251H85ZM91 250V251H90ZM114 250V251H113ZM182 250V249H181ZM13 251H15V253H13ZM20 251V252H19ZM64 251V252H63ZM85 251V252H84ZM106 251V252H105ZM212 251V252H211ZM19 254H18V253ZM82 252H84L82 254ZM87 252V254H86ZM89 252V253H88ZM100 252V253H98ZM115 254H114V253ZM128 252V253H127ZM133 254H132V253ZM161 252V253H160ZM255 252V253H254ZM11 253V254H10ZM22 253V254H21ZM31 253V252H30ZM44 257H43V255ZM55 253V254H54ZM227 253V254H226ZM10 254V255H9ZM14 254V255H13ZM16 254V255H15ZM85 254H86V259H85ZM97 254V255H96ZM249 254V255H248ZM13 255V256H12ZM28 255V256H27ZM42 255V256H41ZM66 255V256H65ZM83 255V256H82ZM95 255V256H94ZM106 255V256H107ZM118 255V256H116ZM130 255V256H129ZM135 255V256H134ZM234 255V256H233ZM236 255V256H235ZM245 255V256H244ZM24 256L26 257V260H24ZM105 256V254L103 255ZM128 256V257H127ZM68 260H65L66 258ZM84 257V258H83ZM102 257V256H101ZM132 257V258H131ZM134 257V258H133ZM215 257V258H214ZM7 258V259H6ZM23 258V259H22ZM28 258L31 260H28ZM44 258V260H43ZM64 258V259H63ZM89 258V259H88ZM95 258V259H96ZM127 258V259H126ZM177 258H179L177 260ZM237 258V259H236ZM240 258V259H239ZM17 259V260H16ZM58 259V260H56ZM93 259V260H92ZM123 259V260H122ZM36 260V261H35ZM62 260V261H61ZM64 260V261H63ZM128 260V261H127ZM138 260V261H137ZM11 261V262H10ZM24 261V262H21ZM33 261V263H32ZM48 261V262H47ZM59 261V262H58ZM87 261V262H86ZM178 261V262H177ZM7 262V263H5ZM61 262V263H60ZM71 262V263H69ZM125 262L123 264H125ZM128 262V263H127ZM227 262V263H226ZM235 262V263H234ZM44 263V264H46Z\"/></svg>", "mask_w": 264, "mask_h": 264}, {"label": "bare ground", "instance_id": "bare-ground-1", "mask_svg": "<svg viewBox=\"0 0 264 264\" xmlns=\"http://www.w3.org/2000/svg\"><path fill=\"white\" fill-rule=\"evenodd\" d=\"M182 1V0H180ZM185 1V0H184ZM193 1V0H192ZM238 1V5L237 3L235 2H232L231 0H201L199 2L200 4V7H199V4L198 7H199V12L203 15H207V13H211V18L213 19H218L219 20V16L220 17H223L225 18L223 23L227 22L228 24H233V23H236L237 20L240 21V23L242 24L243 28H241V32L244 36L246 35H250L252 34V32L254 33L255 36H257V38H259L261 40L262 43H264V0H236ZM176 2V1H175ZM190 3V0L187 1V3ZM201 2V3H200ZM236 3V5L240 8H242L241 12L238 10L239 8L236 7V5H234L237 9V11L234 9V8H230L229 7V3ZM182 3V2H181ZM186 3V1L184 2ZM195 3V2H194ZM174 2L173 0H0V175H1V171H3L2 174L7 175L6 172H7V167L9 168V160L10 161H14L16 162V167L19 166L21 171H22V174L20 176V181L21 183L23 184V187H24V191L22 189V191L25 193V195H27L28 197L36 200L37 202H42L44 204V208H45V211L46 213L51 216L52 218L54 217L53 215V211L56 210L57 208V211L59 214H61L63 217L66 215V212H67V209L64 207V204L62 202H60L61 200H64L63 196L59 195L58 194V190H57V186H56V169L55 167L53 166V164L51 162H49V160L45 159L44 156L42 154H39V153H33V152H30L26 149V146L24 149L21 145V142H20V139L18 137V129L21 127V125L24 123V122H28L30 123V126L33 127V130L31 129V133H29L28 136H26L27 138L31 137L34 135V133L36 132H39V131H36L37 129H40L41 126L44 124H42L43 122V118L47 119L48 118V121H53V123L55 122L56 125L61 129V131H64L62 130L63 128L67 129L66 127L71 128V126H67L69 125L68 123H72L73 122L78 126H76L75 129L76 132L79 134L81 131L80 134H82L83 136H85L83 133H82V130L83 129H87V127L89 126L88 124L92 125V127L90 128H93V130L95 131L96 128H100L101 130L105 129V131L107 132V129L109 131H112L113 129L115 130V128H113L112 124H111V121L114 122V120H117L119 119L120 117V113L118 110H113L111 111L110 110V107H113V105H117L118 104H123L125 101H128V98H129V93H128V98L127 96L124 94L125 91H126V85L128 84L127 83V80L130 81V79L132 78V80L134 81V85L135 82L137 83V85L139 84L141 86V88L144 90V95L146 99H143V100H147L149 101L151 98H153L154 96V93L152 92H159L161 93L164 89V84L161 83L159 84V82L156 80V78L159 76V72L158 71H155L152 67H151V64H150V58H152L153 56H162L161 55H158L156 54V52H154L153 50L150 49V45L154 44L155 47L156 44L155 42L159 41L161 43L160 40H163L165 38H167V33H168V29L172 26H176L175 24L177 23L176 22V19L178 18V12L176 11V7L178 6H174L173 5ZM179 4V3H178ZM191 4V3H190ZM195 4V5H196ZM188 5V4H187ZM193 5V4H192ZM192 5L190 6L192 8ZM196 5V6H197ZM189 6V5H188ZM194 6V5H193ZM233 6V7H234ZM197 7V8H198ZM179 8V7H178ZM177 8V9H178ZM189 9V8H188ZM194 8H192L193 10ZM181 10V9H180ZM190 10V9H189ZM186 11V10H185ZM194 11H197L194 9ZM180 13H182V11H179ZM184 12V10H183ZM240 12V13H239ZM185 13V12H184ZM186 14H188L186 12ZM180 15V14H179ZM181 16V15H180ZM179 16V17H180ZM185 16V15H183ZM182 16V18H184ZM191 16V15H190ZM194 16V14H193ZM200 16V15H199ZM198 16V17H199ZM192 17V16H191ZM197 17V18H198ZM209 17V16H207ZM181 18V19H182ZM205 18V17H204ZM210 18V19H211ZM222 18V19H223ZM196 18L194 17V20ZM211 19V20H212ZM221 19V18H220ZM185 20V18L183 19V21ZM189 20V19H188ZM191 20V19H190ZM189 20V21H190ZM201 20V19H200ZM207 20V19H206ZM211 20H210V23L208 22V25L211 24ZM178 21V20H177ZM180 21V20H179ZM182 21V23L184 24V22ZM198 21V20H196ZM194 24L195 21H193ZM200 22V21H198ZM197 22V23H198ZM192 23V22H190ZM205 23V22H204ZM213 23V22H212ZM221 23V22H220ZM222 23V24H223ZM181 24V23H180ZM182 24V26H183ZM254 24V26L252 27V25ZM198 25V24H196ZM200 25H203L200 24ZM206 24H204L205 26ZM215 25V24H214ZM221 25V24H220ZM227 25V24H226ZM236 25V24H235ZM240 26V24H237ZM187 26V25H186ZM191 26V25H190ZM189 26V27H190ZM210 26V25H209ZM212 26V25H211ZM210 26V27H211ZM217 26V24L215 25ZM215 26H212L215 27ZM220 27V26H219ZM218 27V28H219ZM228 27V26H227ZM170 28V29H171ZM175 28V27H174ZM178 28V27H177ZM188 28V27H187ZM231 28V27H230ZM229 28V29H230ZM235 28V27H234ZM238 28V27H236ZM176 29V28H175ZM182 29V28H181ZM184 29V28H183ZM186 29V28H185ZM193 29V28H192ZM196 29V28H195ZM198 29H201V27H197V30ZM203 29V30H202ZM202 29L200 31H204V28L202 27ZM208 29H210L208 27ZM221 29V28H220ZM189 29H187L188 31ZM191 30V29H190ZM214 30V29H213ZM222 30V29H221ZM220 30V31H221ZM224 30V29H223ZM232 30V29H231ZM257 30V31H256ZM195 31V30H194ZM199 31V30H198ZM216 31V30H215ZM233 31L235 33H233ZM233 31H230L232 32L233 34L231 35V33L229 35H231L230 37L234 39H236L234 37L236 33L235 29H233ZM238 31V30H237ZM252 31V32H251ZM170 32V31H169ZM191 32V31H190ZM217 32V31H216ZM239 32V31H238ZM258 32V33H257ZM172 33V32H171ZM185 32H183L182 30L180 29H177L174 31L173 33V36L174 38L172 37V41L174 39V41L176 43H178L179 41L182 40V38L185 36H187L189 33L186 32V34H184ZM220 33V32H219ZM224 33V32H223ZM226 33V32H225ZM228 33V31H227ZM192 34V33H191ZM194 34V33H193ZM192 34V35H193ZM196 34V32H195ZM194 34V35H195ZM197 34H200L199 32ZM197 34H196V37H197ZM203 34V33H202ZM201 34V35H202ZM217 34V33H216ZM215 34V36H216ZM239 34V33H238ZM237 34V36H238ZM125 35H130V36H134L135 39H139L142 43L139 44L138 46L135 45V47H132L130 44V42H128V40H126L125 38L122 39V37H124ZM190 35V34H189ZM188 35V37H189ZM191 35V36H192ZM193 35V36H194ZM208 35V34H206ZM212 35V33H211ZM172 36V35H171ZM240 36V35H239ZM238 36V37H239ZM208 37L210 38V35H208ZM220 37V36H218ZM229 37V36H228ZM228 37L226 39H228ZM243 37V36H242ZM133 38V37H132ZM187 38V37H185ZM193 38V37H192ZM199 38V36L197 37ZM196 38V39H197ZM202 38V37H201ZM199 38V40L201 39ZM212 38V37H211ZM225 38V37H224ZM222 37V39H224ZM251 38V37H250ZM130 39V38H129ZM195 39V40H196ZM207 39V37H206ZM205 39V40H206ZM219 39V38H218ZM252 39H253V36H252ZM134 40V39H133ZM186 40V39H185ZM197 40V42L199 41ZM203 40V39H201ZM208 40V39H207ZM206 40V41H207ZM260 40L257 39L258 42H260ZM188 41V40H187ZM204 41V40H203ZM202 41V42H203ZM216 41H220L219 43L216 42ZM216 41H214V43H216L217 45L219 44V46L221 45H224V41H223V44H221L222 40H217L216 38ZM229 41V40H228ZM243 41V40H242ZM244 41H245V38H244ZM251 41V40H250ZM253 41V40H252ZM251 41V42H252ZM255 41V40H254ZM193 42V40H192ZM200 43H202L201 41H199ZM210 42V41H209ZM227 42V41H226ZM230 42V41H229ZM238 42V41H237ZM133 43V42H132ZM168 43V42H167ZM185 43V41H184ZM186 43H189L186 42ZM199 43V44H200ZM205 43V42H203ZM211 43H213L211 41ZM211 44L212 46L214 45ZM231 43V42H230ZM233 43V42H232ZM239 43V42H238ZM237 43V44H238ZM242 43V42H240ZM247 43L248 40H247ZM247 43H244V44H247ZM256 43V42H255ZM261 43V44H262ZM190 44V43H189ZM187 44V46H192V45H189ZM228 44V43H227ZM225 44V45H227ZM235 44V43H234ZM236 44V45H237ZM243 44V43H242ZM254 44V42H253ZM252 43H250V45H253ZM161 45V44H160ZM160 45H158V47H161ZM184 45V44H183ZM209 45V47L211 46ZM224 45V47L226 48V46ZM229 45V44H228ZM235 45V46H236ZM248 45V44H247ZM245 45V46H247ZM249 45V46H250ZM163 46H166V45H163ZM162 46V47H163ZM218 46V47H219ZM238 46V45H237ZM240 46V45H239ZM258 46V44L256 45ZM255 44H254V47H256ZM153 47V48H155ZM161 49L163 50L164 48ZM194 47V46H193ZM208 47V46H207ZM216 47V46H215ZM223 47V46H222ZM221 47V48H222ZM222 48L225 49V48ZM241 47V46H240ZM239 47V48H240ZM252 47V46H251ZM251 47H248V48H251ZM262 47V46H261ZM140 48H142L140 50ZM152 48V47H151ZM166 48V47H165ZM190 48V47H189ZM192 48V47H191ZM197 48V46L195 47ZM204 48V47H203ZM218 51H220V49ZM232 48V47H231ZM245 48V47H243ZM160 48L158 50H161ZM199 49V48H198ZM201 49V48H200ZM199 49V50H200ZM208 49V48H206ZM205 49V51H206ZM213 49H214V46H213ZM228 49V48H227ZM230 49V48H229ZM234 49V48H232ZM230 49V50H232ZM241 50H244L242 49V47L240 48ZM252 49V48H251ZM254 48V51H258V49ZM161 50V51H162ZM167 50V48H166ZM165 50V51H166ZM177 50V49H175ZM179 50V49H178ZM181 50V48H180ZM179 50V51H180ZM210 50V49H209ZM217 51V49H215ZM214 50V52H215ZM229 50V51H230ZM246 50H247V47H246ZM250 50V49H249ZM185 51V50H184ZM182 51V52H184ZM202 51V50H201ZM204 51V53H205ZM208 51V50H207ZM211 51V50H210ZM245 51V50H244ZM262 51H264V49L261 50V53ZM160 52V51H159ZM168 53V51H166ZM195 52V51H194ZM209 52V51H208ZM213 52V51H211ZM210 52V53H211ZM221 52V51H220ZM226 52V51H225ZM224 52V53H225ZM234 52V51H233ZM238 52V51H237ZM241 52V51H239ZM238 52V53H239ZM251 52V51H250ZM202 53V52H201ZM209 53V54H210ZM218 54V52H215V54ZM236 53V51L234 52ZM243 53V52H242ZM255 55L257 52H254ZM253 53V50H252V54ZM176 54V53H175ZM195 54V53H194ZM213 54V53H212ZM211 54V55H212ZM216 54V55H217ZM221 54V53H220ZM223 54V52H222ZM221 54V55H222ZM241 54V53H240ZM239 55V57L241 58L242 56ZM245 54V52H244ZM205 55V54H204ZM216 55H212V56H216ZM226 55V53H225ZM224 55V56H225ZM233 55V54H232ZM260 55V54H259ZM165 56V54H164ZM188 56H191V55H188ZM201 56V55H200ZM235 56V55H234ZM233 56V57H234ZM246 55L243 56V58L241 59H244ZM251 56V55H250ZM253 56V55H252ZM163 57V56H162ZM192 57V56H191ZM196 57V56H195ZM202 57V56H201ZM200 57V58H201ZM213 57V58H214ZM227 56L224 57V60L225 58H227ZM231 57V56H229ZM230 58V59H234L236 60V57L234 58ZM249 56H246L245 58H247ZM161 58V57H160ZM205 58V57H204ZM203 58V59H204ZM206 58H207V55H206ZM211 58V57H210ZM223 58V57H222ZM238 58V57H237ZM238 58V59H240ZM251 58V57H250ZM257 58V56L255 57ZM264 58V57H262ZM156 59V57H155ZM154 59V60H155ZM194 58L192 57V60ZM212 59V58H211ZM220 59V58H219ZM253 59V58H252ZM251 59V60H252ZM184 60H185V57L183 54L179 53L178 55H172L170 54V56H165L164 57V61H166L167 63L170 62L173 63V66H177V67H181L182 66L184 67L183 63H184ZM190 60V59H189ZM192 60H190L192 62ZM196 60V58H195ZM199 60V59H198ZM202 60V59H201ZM200 60V61H201ZM214 60V59H213ZM223 60V59H221ZM261 62V57L260 59ZM194 61V60H193ZM203 61V60H202ZM206 61V60H205ZM227 61V60H226ZM240 60H238L237 62H239ZM249 61V60H248ZM247 61V62H248ZM254 61V60H253ZM264 61V60H262ZM154 62V61H153ZM189 62V61H188ZM213 62V61H212ZM218 61H216L217 63ZM223 62V61H222ZM235 62V61H234ZM232 62V63H234ZM237 62H235V64H237ZM156 63V62H155ZM158 63V61H157ZM156 63V64H157ZM190 63V62H189ZM194 63V62H193ZM200 63V62H199ZM198 63V64H199ZM206 63V62H205ZM207 62V65H213L211 63ZM221 63V62H220ZM219 63V64H220ZM228 63V62H227ZM225 63V64H227ZM243 63V62H241ZM246 63V62H244ZM256 63V62H255ZM159 64V63H158ZM165 64V63H164ZM192 64V63H191ZM204 64V63H203ZM215 64V62H214ZM224 66H228L229 64L225 65ZM235 64H234V68H237L235 67ZM253 64V63H252ZM264 64V63H262ZM187 65H190V64H187ZM207 65H205L207 67ZM221 65V64H220ZM219 65V67H220ZM232 67H233V64H231ZM249 65V63H248ZM251 65V63H250ZM153 66V65H152ZM161 66V65H160ZM159 66V67H160ZM167 66V64H166ZM216 66V65H215ZM223 66V68H224ZM230 66V65H229ZM238 66V65H236ZM245 66H247L245 64ZM256 68L257 65H255ZM261 66V65H260ZM155 67V66H154ZM158 67V66H157ZM158 67V68H159ZM209 67V66H208ZM231 66L229 67V70L228 71H225L223 73H226L224 74L223 76L227 75L228 73L227 72H231L234 70V68H232ZM239 67H240V64H239ZM238 67V68H239ZM243 67V66H242ZM188 68V67H186ZM215 68V67H213ZM212 68V69H213ZM218 68V67H217ZM222 68V67H221ZM228 68V67H227ZM232 68V69H231ZM237 68V69H238ZM241 68V67H240ZM246 69L247 67H243L242 69ZM249 68V66H248ZM255 68V69H256ZM261 68V67H259ZM157 69V68H156ZM163 69V68H162ZM176 69V68H175ZM201 69V68H200ZM207 69H211V68H207ZM205 69V70H207ZM216 69V68H215ZM219 69V68H218ZM226 69V68H225ZM224 69V70H225ZM250 69V68H249ZM254 69V70H255ZM194 70V68H193ZM198 70V69H197ZM220 70V69H219ZM239 70V69H238ZM248 70V69H247ZM261 70H264V69H261ZM151 71V72H150ZM161 71V70H160ZM174 71V69H173ZM200 73L203 71L199 70ZM212 70H210V73H211ZM214 71V70H213ZM222 71V69H221ZM240 73L241 70H239ZM249 71V70H248ZM149 72V73H148ZM163 72V71H162ZM176 72V70L174 71ZM207 72V71H206ZM206 72L204 74H206ZM217 72H219L217 70ZM237 72V71H235ZM235 72H232V73H235ZM259 72V71H258ZM195 73V72H194ZM197 73H199L197 71ZM209 73V72H208ZM209 73V74H210ZM222 73V72H220ZM255 73V72H254ZM163 74V73H162ZM171 74V73H170ZM208 74V75H209ZM216 74V73H214ZM230 74V73H229ZM237 74V73H236ZM167 75V74H166ZM165 75V76H166ZM202 75V73H201ZM207 75V74H206ZM205 75V77H206ZM219 75V74H217ZM235 75V74H234ZM162 76V75H161ZM196 76V75H195ZM194 76V77H195ZM199 76V75H198ZM204 76V75H203ZM212 76V75H210ZM214 76V75H213ZM231 76V74H230ZM238 76V75H236ZM235 76V77H236ZM264 76V75H262ZM260 76L258 73L257 74H245V75H242V77H238L240 78V81L241 82L240 84H242L244 82V84H246V86H251L249 84H251L253 82V84H257V82L259 83L260 81V84H261V81L264 80V77ZM168 77V76H166ZM200 77V76H199ZM198 77V79H199ZM215 77V76H214ZM219 77V76H218ZM226 77H229V76H226ZM233 77V75H232ZM130 78V79H129ZM165 78V77H164ZM171 78V77H170ZM197 79V77H195ZM194 78V79H195ZM201 78V77H200ZM204 78V77H202ZM207 78V77H206ZM205 78V79H206ZM210 78V77H209ZM216 78V77H215ZM215 78H213L215 80ZM163 79V78H162ZM160 79V80H162ZM168 79V78H167ZM165 79V80H167ZM193 79V78H192ZM193 79V80H194ZM211 79V78H210ZM223 79V77L221 78ZM227 80L228 78H225L224 77V80ZM231 79V78H229ZM235 79V78H233ZM171 80V79H170ZM176 80V79H175ZM183 80V79H182ZM181 80V81H182ZM208 80V78H207ZM205 80V82L207 81ZM225 80V81H226ZM180 81V83H182ZM200 81V80H199ZM203 83V79L201 80ZM201 81L199 82L198 85L201 84ZM213 81V80H212ZM211 81V82H212ZM219 81V79L217 80ZM223 83V80H221ZM236 81V80H235ZM238 81V79H237ZM236 81V82H237ZM256 81V82H255ZM162 82V81H160ZM174 82V80L172 81ZM179 82V80L177 81ZM194 82V81H192ZM228 82H231L230 80ZM227 82V84H228ZM236 82L234 83H231V84H235ZM168 83V81H167ZM176 83V81H175ZM191 83V82H190ZM209 83V82H208ZM217 83V82H216ZM226 82L223 83V85H227L225 84ZM262 83H264V81H262ZM129 84H132V83H129ZM128 84V85H129ZM166 84V83H165ZM170 84H171V81H170ZM173 84V83H172ZM183 84V83H182ZM215 85V83H213ZM219 84V83H218ZM217 84V85H218ZM237 84V83H236ZM239 84V83H238ZM252 84V85H253ZM162 88H161V86ZM168 85V84H167ZM167 85H165L167 87ZM195 85V84H194ZM198 85L196 87H198ZM216 85V86H217ZM254 85V90H256V86ZM131 86V85H130ZM128 86V87H130ZM170 86V85H169ZM189 85H187L188 87ZM191 86V85H190ZM221 86V85H220ZM230 86V85H229ZM228 86V87H229ZM233 86V85H232ZM235 86V85H234ZM247 86V87H248ZM258 86V85H257ZM261 86V85H260ZM132 87V86H131ZM176 87V86H175ZM179 87V86H178ZM177 87V88H178ZM185 87V86H184ZM208 87V86H207ZM214 89L216 88L215 86H213ZM227 87V86H226ZM227 87V88H228ZM231 87V86H230ZM134 90L135 87L133 86ZM133 88H131L133 90ZM167 88H170V87H167ZM195 88V87H194ZM225 88V87H224ZM253 88V86H252ZM130 89V90H131ZM180 89V88H178ZM188 89V88H187ZM189 89H191V87H189ZM192 89H193V85H192ZM208 89V88H207ZM230 89V88H229ZM240 89V88H239ZM241 89H243L241 87ZM131 90V91H132ZM133 90V91H134ZM161 90V91H160ZM184 90V89H183ZM216 92L218 93L217 91V88L215 89ZM220 92L222 90L223 92V89H221L219 87ZM228 90V89H227ZM232 90V89H230ZM248 90V88L246 89V91ZM253 90L250 88L249 90V93H247L248 95H250V91ZM253 90V91H254ZM130 91V92H131ZM132 91V92H133ZM172 91V90H171ZM176 90L173 89V92H175ZM178 91V90H177ZM180 91V90H179ZM189 91V90H188ZM187 91V92H188ZM190 91H193V90H190ZM209 91V90H208ZM225 91V90H224ZM229 91V90H228ZM227 91V92H228ZM233 91V90H232ZM235 91H236V88H235ZM257 91V90H256ZM262 91V90H261ZM129 92V91H127ZM136 92V91H135ZM134 92V93H135ZM221 92V93H222ZM231 92V91H229ZM237 92H239V90H237ZM237 92H234L235 95ZM244 92V91H243ZM255 92V91H254ZM253 92V93H254ZM258 92V91H257ZM141 93V92H140ZM138 93V94H140ZM143 93V92H142ZM195 92H193L192 94L194 95V98L196 94H194ZM226 93V92H224ZM232 93V94H234ZM165 94V93H163ZM172 94V93H171ZM174 94V93H173ZM179 94V93H178ZM178 94L176 97H178ZM181 94V92H180ZM179 94V95H180ZM198 94V93H197ZM219 94V93H218ZM240 94V93H238ZM246 94V92L244 93ZM125 95V97H124ZM131 95V94H130ZM136 95V94H135ZM162 98L161 102H159L161 105L159 106H171V103L169 101V97L168 95H163V96H166V97H163L162 94H160ZM176 95V94H175ZM216 95V94H215ZM214 95V96H215ZM220 95V94H219ZM218 95V97H220ZM242 95V94H240ZM253 95V94H252ZM251 95V96H252ZM255 95V94H254ZM258 95V93H257ZM262 95V94H261ZM260 95L259 98H261L262 96ZM217 96V95H216ZM222 96V94H221ZM238 95H236L235 97L237 98ZM247 96V95H246ZM140 97V96H139ZM142 97V96H141ZM172 97V96H171ZM225 97V96H224ZM227 97V96H226ZM243 97V96H242ZM240 97V98H242ZM253 97V96H252ZM251 97V98H252ZM258 97V96H257ZM132 98V97H131ZM137 98V97H136ZM182 98V96H181ZM194 98H192L193 100H195ZM229 98V97H228ZM227 98V99H228ZM230 98H231V95H230ZM234 98V95H233V98L231 99H236ZM244 98V97H243ZM242 98V99H243ZM256 98V97H255ZM257 98V99H259ZM127 99V100H126ZM175 99V98H174ZM213 99V98H212ZM224 99V98H223ZM226 99V100H227ZM241 99V100H242ZM246 99V98H244ZM262 99H264V97H262ZM20 100V101H18ZM131 100V99H130ZM137 100V99H136ZM142 101L141 99L138 98V102L136 103H139L140 101ZM179 100V98H178ZM177 100V102H178ZM197 100H199V98L197 97ZM225 100V101H226ZM237 101L239 100V102L241 101L239 98L236 99ZM250 100V99H249ZM253 100V101H252ZM251 101L254 102V99H252ZM147 101H144V102H147ZM200 101V100H199ZM214 101V100H213ZM222 101V100H221ZM220 101V102H221ZM230 101H233V100H230ZM235 101V100H234ZM236 101V102H237ZM247 101V100H246ZM250 101V102H251ZM259 101V100H258ZM133 102V100H132ZM143 102V101H142ZM149 102H151V104L153 103L152 100H150ZM148 102V103H149ZM175 101H173L174 103ZM224 102V101H222ZM236 102H232V103H236ZM238 102V103H239ZM243 102V101H242ZM256 102V101H255ZM147 103V104H148ZM156 103V102H155ZM153 103V104H155ZM159 103H156L157 105ZM199 103V102H198ZM249 103V102H248ZM259 104V102H257ZM261 103V101H260ZM264 103V102H262ZM120 104V105H121ZM130 104V103H129ZM141 104V102H140ZM146 104V103H145ZM145 104L143 103L142 105H144L145 107ZM189 104V102L187 103ZM221 104V103H220ZM251 104V103H250ZM253 104V103H252ZM251 104V105H252ZM256 104V103H255ZM127 105V104H126ZM137 105V104H136ZM135 105V106H136ZM246 105V104H245ZM257 105V104H256ZM77 107L79 110L78 111H74L73 112V108L74 107ZM122 106V105H121ZM130 106V105H129ZM138 106V105H137ZM150 106V110H151V107L152 105H149ZM148 106V107H149ZM158 106V107H159ZM188 105L186 106H176V107H170V112L168 113L167 110L169 111V109L166 110V112H161V110H156L159 111V112H154L156 115H158L162 122L170 127V128H173L176 130V132L179 134L182 135V138H184L185 135V131L186 129L189 130L187 127L188 126H192V127H199V125H201V122H199V120L197 119V117L195 116L194 112L192 110L189 111V107H187ZM225 106V105H224ZM236 106L237 103H236ZM241 106V105H240ZM244 106V105H243ZM242 106V107H243ZM262 106V105H260ZM123 107V106H122ZM131 107V108H130ZM129 108L130 109H133L132 106H130ZM143 107V106H142ZM143 107V108H144ZM161 107V108H162ZM193 107V106H192ZM239 107V106H238ZM241 107V108H242ZM246 107V106H245ZM250 107V105H249ZM252 107V106H251ZM254 107V105H253ZM259 107V106H258ZM257 107V109H258ZM127 108V106H126ZM138 108V107H136ZM159 108V109H161ZM168 108V107H167ZM222 108V107H221ZM228 108V107H227ZM248 108V106L246 107V109ZM256 108V107H255ZM255 108L253 110H255ZM262 108H264V106H262ZM261 108V109H262ZM139 109V108H138ZM137 109V110H138ZM153 109V108H152ZM154 109V111H155ZM239 109V108H237ZM236 109V110H237ZM244 109V108H243ZM256 109V110H257ZM126 110V109H125ZM124 110V112H125ZM128 110V109H127ZM134 110V109H133ZM147 110V108H146ZM149 109L147 111H150ZM163 110V109H162ZM228 110V109H227ZM251 110V109H250ZM141 111V110H140ZM146 111V112H147ZM152 111V110H151ZM150 111V112H151ZM218 111V109H217ZM221 111V110H220ZM232 111V110H231ZM245 111V110H244ZM243 111V113H244ZM248 110H246L245 112H247ZM258 111V110H257ZM256 111V112H257ZM222 112V111H221ZM249 112V111H248ZM247 112V113H248ZM262 112V110H261ZM127 113V112H126ZM132 113V112H130ZM129 113V114H130ZM143 113V112H142ZM148 113V112H147ZM200 113V112H199ZM246 115H249V114H252L253 112L251 111V113L247 114ZM258 113V112H257ZM256 113V114H257ZM125 114V113H124ZM137 114V113H135ZM153 114V112H152ZM240 114V113H239ZM238 114V115H239ZM261 114V113H260ZM126 116H128L127 114H125ZM144 116V114H140V116ZM151 116V113L149 114ZM155 115V116H156ZM241 115H243L241 113ZM240 115V116H241ZM246 115H243V116H246ZM253 115V114H252ZM259 115V114H258ZM131 116V115H129ZM132 116H134L132 114ZM146 116V115H145ZM221 116V115H220ZM250 116V115H249ZM256 116V115H255ZM255 116H250L251 118L255 117ZM122 117V115H121ZM120 117V118H121ZM134 117H139L138 114L137 116L135 115ZM157 117V116H156ZM224 117V116H222ZM242 117V116H241ZM249 117V118H250ZM260 118L262 116H259ZM259 117H256V119H259ZM50 118H54L52 120H50ZM128 118V117H127ZM130 118V117H129ZM133 117H131L130 121L134 120L132 119ZM141 118V117H140ZM145 118V117H144ZM235 118V117H234ZM245 118V117H244ZM253 118L251 119V121L253 120ZM123 119V118H121ZM247 119V117H246ZM255 119V118H254ZM262 119V118H261ZM125 120V119H123ZM146 120V119H145ZM159 120V119H158ZM213 120V119H212ZM249 120V119H248ZM247 120V122H248ZM264 120V119H262ZM47 121V120H46ZM136 121V120H135ZM147 121V120H146ZM154 121V120H153ZM229 121V120H228ZM261 121V120H260ZM48 122V123H49ZM68 122V123H66ZM123 123L126 124L125 121H122ZM133 122V121H132ZM145 122V121H144ZM149 122V121H148ZM214 122V121H213ZM232 122V121H231ZM253 122H255L253 120ZM262 122V121H261ZM260 122V124H261ZM119 123V122H118ZM123 123L122 126L124 125ZM143 123V122H142ZM150 123V122H149ZM47 124V123H46ZM132 124V123H131ZM254 124V123H253ZM252 124V125H253ZM55 125V126H56ZM71 125V124H70ZM88 125V126H87ZM118 125V124H117ZM115 125V126H117ZM137 125V124H136ZM44 126V125H43ZM74 126L73 127V130L74 129ZM97 126L95 129L94 127ZM121 126V125H119ZM146 126L145 125V128L146 129ZM30 127V128H31ZM50 127V126H49ZM57 127V128H58ZM88 127V128H89ZM124 127V126H123ZM138 127V126H137ZM260 127V126H259ZM264 127V126H262ZM45 128L48 129V126L45 125ZM44 128V130H45ZM55 128V127H54ZM89 128V129H90ZM120 128V127H119ZM126 129V127H124ZM134 128V127H133ZM230 128V127H229ZM228 128V129H229ZM258 128V127H257ZM27 129V128H26ZM51 129V128H50ZM88 129V131H89ZM98 129V131L101 132V130ZM122 129V128H121ZM124 129V130H125ZM130 129V128H129ZM139 129V128H138ZM196 129V128H195ZM58 130V129H56ZM127 130V129H126ZM135 130V129H134ZM170 130V129H169ZM197 130V133L199 135H201V129L198 128L196 129ZM218 130V129H217ZM260 130V129H259ZM30 131V130H29ZM36 131V132H35ZM42 131V130H41ZM60 131V132H61ZM67 131V130H65ZM87 131V130H86ZM92 131V130H91ZM91 131L90 134H91ZM97 131V130H96ZM97 131V132H98ZM117 131V129H116ZM129 131V130H128ZM139 131V130H138ZM234 131V130H233ZM26 132V131H25ZM44 132V131H42ZM47 132V131H45ZM49 132V131H48ZM54 132V131H53ZM58 132V131H57ZM70 131H68L69 133ZM85 132V130H84ZM87 132V134L89 133ZM122 132V131H121ZM125 133V131H123ZM132 131L130 130L128 134H130ZM150 132V130H149ZM238 132V131H237ZM259 132V131H258ZM74 134V132H72ZM93 133V132H92ZM111 133V132H110ZM109 133V134H110ZM114 133V131L112 132V134ZM118 133V132H117ZM120 133V132H119ZM118 133V134H119ZM144 133V132H143ZM160 133V132H159ZM191 133V132H190ZM218 133V132H217ZM228 132H226L227 134ZM242 133V131H241ZM21 134V132H20ZM41 134V132H40ZM43 134V133H42ZM67 134V133H66ZM66 134H65V138L67 139L66 137ZM71 134V132H70ZM69 134V135H70ZM72 134V135H73ZM95 134V133H93ZM115 134V133H114ZM122 134V133H121ZM126 134V133H125ZM187 134V133H186ZM193 134V133H192ZM196 134V135H198ZM225 134V135H226ZM232 134V133H231ZM234 134V133H233ZM237 134V133H236ZM25 135V134H24ZM23 135V136H24ZM39 135V133H38ZM51 135V134H50ZM47 136V137H50ZM71 135V136H72ZM120 135V134H119ZM138 135V134H136ZM145 135V134H144ZM143 135V136H144ZM160 135V134H159ZM190 135V134H188ZM187 135V136H188ZM195 134H193L194 136ZM224 135V137H225ZM22 136V134H21ZM35 136V135H34ZM46 136V134H45ZM54 136V135H53ZM76 136V134H75ZM79 136V135H77ZM76 136V137H77ZM83 136L80 138L83 139ZM87 136V135H86ZM93 136V135H91ZM90 136V137H91ZM95 136V135H94ZM97 136V135H96ZM99 136V135H98ZM103 136V134H102ZM101 136V137H102ZM112 136V135H111ZM116 136V135H115ZM114 136V137H115ZM129 136V135H128ZM223 136V135H222ZM235 136V135H234ZM237 136V135H236ZM55 137V136H54ZM88 136L87 140L90 138ZM107 137V136H106ZM118 138H120L119 136H117ZM124 137V135H123ZM130 137L132 136H129L128 139L129 141L131 140ZM145 137V136H144ZM191 137V136H190ZM232 137V136H231ZM46 138V137H45ZM51 138V137H50ZM60 138V137H59ZM58 138V139H59ZM100 138V137H99ZM105 138V137H104ZM103 138V139H104ZM233 138V137H232ZM247 138V137H246ZM37 138H35L36 140ZM39 139V138H38ZM37 139V140H38ZM47 139V138H46ZM55 139V138H54ZM56 139V140H58ZM71 139V138H70ZM75 139V138H74ZM91 139V138H90ZM94 139V138H93ZM127 139V138H125ZM127 139V140H128ZM159 139V138H158ZM187 139V138H186ZM192 138H190L191 140ZM198 139V138H197ZM231 139V138H230ZM45 140V139H43ZM50 139H48L49 141ZM61 140V138L59 139ZM58 140V141H59ZM78 140V139H77ZM86 140V139H85ZM84 140V141H85ZM95 140V139H94ZM102 140V138H101ZM105 140V139H104ZM111 140V139H109ZM137 140V139H136ZM143 140V139H142ZM145 140V138H144ZM143 140V141H144ZM183 140V139H182ZM194 142V138L192 139ZM25 141V140H24ZM28 141V140H27ZM34 141V139H33ZM32 141V142H33ZM54 141V140H52ZM56 141V142H58ZM62 141V140H61ZM76 141V139H75ZM129 141H128V145L129 144ZM141 141V142H143ZM147 141V140H146ZM250 141V140H249ZM253 141V140H251ZM29 142V141H28ZM31 142V141H30ZM29 142V143H30ZM38 142V141H37ZM36 142V143H37ZM51 142V141H50ZM55 142V141H54ZM69 142V141H67ZM79 142V141H78ZM91 142V140H90ZM93 142V141H92ZM97 142V141H96ZM107 142V141H106ZM105 142V143H106ZM109 142V141H108ZM132 142V141H131ZM158 142V141H157ZM160 142V141H159ZM172 142V141H171ZM170 142V143H171ZM178 142V141H177ZM206 142V141H205ZM231 142V141H230ZM233 144H234V141H232ZM237 142V141H236ZM26 143V142H25ZM42 143V142H41ZM41 143H39V145H41ZM71 143H73V141H71ZM80 143V142H79ZM87 143V141H86ZM99 143V142H98ZM134 143V142H133ZM132 143V144H133ZM145 143V141H144ZM148 143V142H147ZM31 144V143H30ZM29 144V145H30ZM48 145H50L49 143H47ZM54 144V143H53ZM51 144V145H53ZM61 144V143H60ZM75 144V143H73ZM78 144V143H77ZM81 144V143H80ZM94 144V143H93ZM101 144V142H100ZM107 144V143H106ZM105 144V145H106ZM111 144V142H110ZM109 144V145H110ZM153 144V143H152ZM176 144V143H175ZM178 144V143H177ZM190 147L189 149H186L185 148H182V150L179 152L180 154V157L181 159H183V163L184 164H190V163H201V160L202 159H205L208 155V151L210 150L208 147L209 150H207V145L201 140H197L195 141V143L192 145V143L190 142ZM208 144V143H207ZM247 144V143H246ZM24 145V144H23ZM27 145V144H26ZM36 145V144H35ZM34 145L35 148H37L36 146ZM38 145V146H39ZM58 145V144H57ZM70 145V143H69ZM83 145V144H81ZM85 145V144H84ZM90 145V144H89ZM92 145V144H91ZM108 144L106 145L109 146ZM134 145V144H133ZM137 146V144H135ZM147 145V144H146ZM166 145V144H165ZM189 145V143H188ZM209 145V144H208ZM235 145V144H234ZM258 145V144H257ZM31 146H33V144H31ZM45 146V145H43ZM59 146V145H58ZM56 146V148L58 147ZM68 149V144L66 145ZM88 146V145H87ZM93 146V145H92ZM96 146V144H95ZM100 146V145H99ZM104 144L100 147H102V150H104ZM124 146V144H123ZM126 146V145H125ZM174 146V145H173ZM233 146V145H231ZM240 146V145H239ZM52 147V146H51ZM60 148L63 147V144L59 146ZM71 147V145L69 146ZM73 148H75L74 146H72ZM71 147V149H72ZM99 147V148H100ZM112 147H114L112 145ZM128 147V146H127ZM142 147V145H141ZM161 147V146H160ZM178 147V146H177ZM176 147V148H177ZM236 147V146H235ZM242 147V146H241ZM41 148L43 149L42 145H41ZM48 148V147H47ZM54 147V149H56ZM82 148V147H81ZM80 148V149H81ZM84 148V147H83ZM82 148V149H83ZM86 148V147H85ZM91 148V146H90ZM94 148V147H92ZM97 149V146L95 147ZM115 148H116V145H115ZM130 148V147H128ZM134 148V147H132ZM157 148V147H155ZM247 148V146H246ZM46 149V148H45ZM51 149V148H50ZM58 149V148H57ZM65 149V148H64ZM65 149V150H66ZM70 149V148H69ZM66 150V151H70V150ZM79 149V147L77 148ZM95 149V151H96ZM107 149V148H106ZM111 149V147H110ZM122 149H124V147H122ZM126 151H127V148H125ZM136 149V147L134 148ZM134 149L132 151H134ZM147 148L145 147V150ZM149 149V148H148ZM160 149V148H159ZM233 149V148H232ZM264 149V148H262ZM49 150V149H48ZM61 150V149H60ZM87 150V148H86ZM89 150V148H88ZM91 150H94V149H91ZM99 150V149H98ZM101 150V149H100ZM108 150V149H107ZM116 150V149H115ZM138 150H142L143 152V148L141 149H138ZM150 150V149H149ZM164 150V149H162ZM169 150V149H168ZM240 150V149H239ZM245 150V149H244ZM259 150V149H258ZM35 151V150H34ZM51 151V150H50ZM49 151V152H50ZM58 151V150H56ZM63 151V150H62ZM75 151L74 149L71 151V153ZM85 151V150H84ZM83 151V152H84ZM90 151V150H89ZM93 151V152H95ZM109 151V150H108ZM112 151V150H110ZM120 151V150H119ZM125 151V152H126ZM129 151V150H128ZM234 151V150H233ZM45 152V150H44ZM43 152L44 155H46L45 153ZM68 152H65L66 154ZM78 152V151H77ZM76 152V153H77ZM82 152V153H83ZM92 152V153H93ZM118 152V150H117ZM139 152V151H138ZM142 152H139L140 154H142L143 156L145 154H143ZM169 152V151H168ZM260 152V151H259ZM48 153V152H47ZM53 153V151H52ZM69 153V155L71 154ZM75 153V154H76ZM86 152H84V155ZM89 153V152H88ZM99 153V152H98ZM97 153V154H98ZM103 153H105V151H103ZM110 153V152H109ZM124 153V152H123ZM139 153H138V157H139ZM238 153V151H237ZM49 154V153H48ZM57 154V153H56ZM61 154V153H60ZM66 154H62V155H66ZM95 155L94 156H98V155ZM127 154V152H126ZM125 154V155H126ZM260 154V153H258ZM82 155V154H81ZM80 155V156H81ZM93 155V154H91ZM101 155V154H100ZM105 155V154H104ZM131 155V153H130ZM141 155V156H142ZM178 155V156H179ZM228 155V154H227ZM226 155V156H227ZM251 155V154H250ZM249 155V156H250ZM48 156V155H47ZM56 156V155H55ZM68 156V155H67ZM67 156H65L67 158ZM72 156V154H71ZM106 156V155H105ZM109 156V155H108ZM89 157V156H87ZM86 157V158H87ZM93 157V156H91ZM90 157V158H91ZM102 157V155H101ZM100 157V158H101ZM107 157V156H106ZM105 157V158H106ZM126 157V156H125ZM129 157V156H128ZM137 157V155H136ZM137 157V158H138ZM151 157V156H150ZM59 158H62L59 157ZM71 158V157H70ZM70 158H67L70 160ZM73 161H71L72 163H74L73 165L75 164H79V161L82 160L81 157L79 159V156L77 155H74L73 153ZM95 158V157H94ZM94 158H91V159H94ZM116 158V157H115ZM122 158V157H121ZM124 158V157H123ZM156 158V157H155ZM166 158V157H165ZM88 159V158H87ZM97 159V158H96ZM95 159V160H96ZM126 159V158H124ZM139 159V158H138ZM142 159V158H141ZM224 159V158H223ZM234 159V158H233ZM241 159V157H240ZM259 159V158H258ZM56 160V159H54ZM90 160V159H89ZM115 160V159H114ZM143 160V159H142ZM153 159H151L152 161ZM161 160V159H160ZM173 160V159H172ZM222 160V158H221ZM225 160V159H224ZM67 161V160H65ZM64 161V162H65ZM88 161V160H87ZM94 161V160H93ZM97 161V160H96ZM124 161V160H121V162ZM126 161V160H125ZM124 161V162H125ZM134 161V160H133ZM144 161V160H143ZM147 161V160H146ZM158 161V160H157ZM156 161V162H157ZM251 161V160H250ZM250 161L248 163H250ZM254 161V160H253ZM63 162V161H62ZM90 162V161H89ZM115 162V161H113ZM129 162V161H128ZM137 162V160L135 161ZM134 162V163H135ZM159 162V161H158ZM58 163V162H57ZM56 163V164H57ZM85 162H83L84 164ZM93 163V162H92ZM105 163V162H104ZM108 163V162H107ZM123 163V162H122ZM130 163V162H129ZM215 163V162H214ZM230 163V162H229ZM233 163V162H232ZM238 163V162H237ZM254 163V162H253ZM55 164V165H56ZM90 164V163H88ZM114 164V163H113ZM116 164V163H115ZM133 164V163H131ZM137 164V163H135ZM148 164V163H147ZM168 164V163H167ZM228 164V163H227ZM247 164V163H246ZM62 165V164H61ZM64 165V164H63ZM80 165V164H79ZM78 165V166H79ZM87 165V164H86ZM104 165V164H103ZM124 165V164H123ZM140 165V164H138ZM149 165V164H148ZM159 165V164H158ZM192 165V164H191ZM200 165V164H199ZM250 165V164H249ZM248 165V166H249ZM67 166V165H65ZM97 166V165H96ZM105 166V165H104ZM112 165L108 166L106 168L107 171L104 172V174H101V173H95L97 172V169L94 167L93 165V168L96 169V171L94 172L95 176L93 177L92 180L88 181L90 182L88 185L92 186V188H95L97 184L103 186L104 184H106V182H108L109 180L110 181H113L115 179H112L111 177H114L113 175L117 174L118 173V170L116 168H114L113 166L111 167ZM116 167V165H114ZM128 166V165H127ZM130 166V165H129ZM134 166V165H132ZM167 166V165H166ZM170 166V165H169ZM206 166V165H205ZM214 166V170L215 168H219L218 164L217 166H215V164L213 165ZM212 166V168H213ZM252 166V165H251ZM61 167V166H60ZM74 167V166H73ZM80 167V166H79ZM87 167V166H86ZM89 167V166H88ZM123 167V166H122ZM154 167V166H153ZM192 167V166H191ZM196 167H198L196 165ZM201 169L202 167L199 166ZM226 167V165H225ZM235 167V166H234ZM254 167V166H252ZM65 168V167H64ZM69 168V167H68ZM75 168V167H74ZM83 168V167H82ZM92 168V167H91ZM93 168L91 169L92 171ZM142 168H143V165H142ZM156 168V167H155ZM198 169V168H195V171L196 172L197 170L201 171V169ZM223 168V167H222ZM71 169V168H70ZM68 169V170H70ZM73 169V168H72ZM76 169H79L80 168H76ZM145 169V168H144ZM150 169V168H149ZM148 169V170H149ZM160 169V168H159ZM162 169V168H161ZM186 169V168H185ZM197 169V170H196ZM205 169V168H204ZM203 169V170H204ZM232 169V168H231ZM242 169V168H241ZM19 170V169H18ZM77 170V171H79ZM123 170V169H122ZM125 170V169H124ZM137 170V169H136ZM173 170V168H172ZM175 170V168H174ZM188 170H190L188 168ZM210 170V169H209ZM222 170V169H220ZM11 171V170H9ZM75 171V169H74ZM73 171V172H74ZM81 171V170H80ZM90 171V170H89ZM121 171V170H120ZM180 171V170H179ZM211 171V170H210ZM213 171V170H212ZM218 171V169H217ZM20 172V170L18 171V173ZM66 171H64L65 173ZM69 172V171H68ZM71 172V171H70ZM76 172V171H75ZM83 172V171H81ZM84 172H85V168H84ZM83 172V173H84ZM129 172V171H128ZM150 172V170H149ZM171 172V171H170ZM176 172V171H175ZM8 173V172H7ZM10 173V172H9ZM78 173V172H77ZM82 173V174H83ZM119 173H122L119 172ZM127 173V171H126ZM132 173V172H131ZM199 174V172H196ZM211 173H215L214 172H211ZM245 172L241 171V170H238L235 168H233L232 170L230 171H227L225 173V175L227 176V178L229 179L230 182H233L235 183V181H242V178L243 177H246V175L244 174ZM66 174V173H65ZM75 174V173H74ZM93 174V173H92ZM123 174H125V171L123 172ZM140 174V173H139ZM150 174V173H149ZM170 174V173H169ZM189 174V173H188ZM197 174V176H198ZM247 174V173H246ZM264 174V173H262ZM20 175V173H19ZM64 175V174H63ZM86 175V174H85ZM129 175V174H127ZM131 175V174H130ZM142 175V174H141ZM144 175V174H143ZM168 175V174H167ZM185 175V174H184ZM192 175V174H191ZM211 175V174H210ZM245 175V176H244ZM249 175V174H248ZM8 176V175H7ZM147 175L143 176V178H145ZM152 176V175H151ZM156 176V175H154ZM175 176V175H174ZM196 175H194L193 173V177H195ZM196 176V177H197ZM213 176V175H212ZM81 177V176H80ZM79 177V178H80ZM87 177V176H86ZM142 177V176H141ZM184 177V176H183ZM195 177V178H196ZM222 177V176H221ZM261 177V176H260ZM7 179V177H5ZM10 179V177H8ZM109 178V180H108ZM130 178V177H129ZM143 178L141 181H143ZM154 179L155 181V177H151ZM150 178V179H151ZM168 178V177H167ZM172 178V177H171ZM203 178V177H202ZM62 180V178H60ZM63 179H65L63 177ZM69 179V178H68ZM75 179V177H74ZM81 179V178H80ZM83 179V178H82ZM87 179V178H86ZM117 179V178H116ZM121 179V178H120ZM136 179V178H135ZM138 179V178H137ZM148 179V178H147ZM146 179V182H149L147 181ZM193 179V178H192ZM2 180V179H1ZM67 180V179H66ZM72 180V179H71ZM76 180V179H75ZM118 180V179H117ZM123 180V179H122ZM133 179H131L130 181L128 180V182H126V184H128L129 182L131 183ZM149 180V179H148ZM197 180V178H196ZM249 180V179H248ZM261 180V179H260ZM74 181V180H73ZM92 181V182H91ZM109 181V182H110ZM116 181V180H115ZM136 181V180H135ZM139 181V180H138ZM153 181V180H152ZM170 181V180H169ZM168 181V182H169ZM172 181V180H171ZM210 181V180H209ZM217 181V180H216ZM228 181V182H229ZM239 181V182H240ZM63 182L65 183V181L63 180ZM69 182H70V179H69ZM72 182V181H71ZM114 182V181H113ZM113 182H110L111 184ZM137 182V181H136ZM145 181H143L144 183ZM145 182V183H146ZM191 182H194V181H191ZM201 182V181H200ZM203 182V180H202ZM245 182V181H244ZM109 183V184H110ZM141 183V184H143ZM144 183V184H145ZM153 183V182H151ZM157 183V181H156ZM178 183V182H177ZM210 183V182H209ZM214 183V182H213ZM251 183V182H250ZM2 184V183H1ZM20 184V183H19ZM76 184V183H75ZM74 184V185H75ZM78 184V183H77ZM76 184V185H77ZM109 184H107L109 186ZM118 184V183H116ZM135 186L136 184L133 183ZM140 184V183H139ZM150 185V182L147 183ZM155 184V182H154ZM176 184V183H175ZM212 184V183H211ZM210 184V185H211ZM258 184V183H257ZM63 185V184H62ZM69 185V184H67ZM66 185V186H67ZM73 185V186H74ZM98 185V186H99ZM114 185V184H113ZM112 185L113 188H115L114 186ZM121 185V182L120 184ZM148 185V186H149ZM158 185V184H157ZM203 185V184H202ZM209 185V184H208ZM207 185V186H208ZM65 186V187H66ZM100 186V187H101ZM118 186V185H117ZM122 187H126L125 185H121ZM120 186V187H121ZM131 186V185H130ZM140 186V185H139ZM137 186V187H139ZM147 186V187H148ZM153 186V184L151 185ZM156 186V185H155ZM154 186V187H155ZM160 186V185H159ZM194 186V184H193ZM217 186V185H216ZM226 186V184H225ZM18 187V186H17ZM143 187V186H142ZM146 186L144 185V188ZM146 187V189H147ZM166 187V186H165ZM195 187V186H194ZM223 187V185H222ZM221 187V188H222ZM260 187V186H259ZM67 188V187H66ZM105 188V187H104ZM103 188V190H105ZM111 188V187H110ZM110 189V190H113ZM119 188V187H118ZM141 188V186H140ZM140 188H137V189H140ZM152 188V187H151ZM160 188V187H158ZM167 188V187H166ZM183 188V187H182ZM217 188V187H216ZM75 189H79L81 190V194L82 196H85V192L82 190V184L79 185V187H76ZM132 189V188H131ZM154 189V188H152ZM161 189H164V188H161ZM160 189V190H161ZM196 189V188H195ZM198 189V188H197ZM215 189V188H213ZM256 190V188H254ZM72 190V189H71ZM97 190V189H95ZM103 190L102 193H103ZM109 190V189H108ZM128 190V188H127ZM136 190V188H135ZM144 190V189H143ZM148 190V189H147ZM151 189H149L150 191ZM219 190V188H218ZM232 190V189H231ZM235 190V189H234ZM264 190V189H262ZM100 191V192H101ZM106 191V190H105ZM120 192V190H118ZM117 191V192H118ZM124 191V190H123ZM132 191V190H130ZM138 191V190H137ZM142 191V189H141ZM140 191V192H141ZM145 191V190H144ZM142 191V193L144 192ZM153 191V190H152ZM151 191V192H152ZM164 191V190H163ZM21 192V193H23ZM90 192V191H89ZM235 192V191H234ZM264 192V191H262ZM78 193L80 194V192L78 191ZM87 195H88V192H86ZM91 193V192H90ZM95 194V191L93 192ZM92 193V197H94V200L96 199V194L93 195ZM132 193V192H131ZM136 193V192H135ZM139 193V192H138ZM148 193V192H147ZM163 193V192H161ZM182 193V192H181ZM191 193V192H190ZM189 193V194H190ZM203 193V192H202ZM226 193V192H225ZM233 193V192H232ZM5 194V193H4ZM116 194V193H115ZM150 194V192H149ZM154 194V193H152ZM151 194V195H152ZM157 194V193H156ZM166 194V193H164ZM229 194V193H228ZM236 194V193H235ZM10 195V194H9ZM91 195V194H90ZM110 195V194H109ZM112 195V193H111ZM118 195V194H117ZM126 195V194H125ZM128 195V193H127ZM136 195V194H134ZM139 195V194H137ZM144 195V193H143ZM146 195V193H145ZM148 195V194H147ZM147 195L145 197H147ZM150 197L153 199V196ZM181 195V194H180ZM186 195V194H185ZM221 195V194H220ZM234 195V194H233ZM245 195V194H244ZM260 195V194H259ZM23 196V194H22ZM99 196V195H98ZM120 196V194L118 195ZM130 196V195H129ZM128 196V197H129ZM212 196V195H211ZM229 196V195H228ZM231 196V195H230ZM89 197V196H88ZM85 198L86 200L89 199V198ZM91 197V196H90ZM91 197V198H92ZM103 197V196H102ZM113 197V196H111ZM115 197V196H114ZM113 197V198H114ZM117 197V196H116ZM157 197V196H155ZM154 197V198H155ZM202 197V196H201ZM210 197V196H208ZM233 197V196H232ZM29 198V199H30ZM109 198V197H108ZM118 198V197H117ZM116 198V199H117ZM126 198V197H125ZM130 198V197H129ZM135 197H132L131 199H133ZM139 198V196H138ZM150 198V199H151ZM192 198V197H191ZM226 198V197H225ZM228 198V197H227ZM84 199V200H85ZM98 200L100 198H97ZM96 199V200H97ZM130 199V200H131ZM137 199V198H135ZM149 199V197H148ZM151 199V200H152ZM204 199V198H202ZM211 199V198H209ZM93 199L91 201H94ZM98 200H97V203H95V205L98 204ZM123 200V199H122ZM142 200V199H141ZM147 200V199H146ZM157 200V198L155 199V201ZM173 200V199H172ZM214 200V199H213ZM230 200V198H229ZM234 200V199H233ZM259 200V199H257ZM262 199H260V202H261ZM102 201H104L102 199ZM148 201V200H147ZM154 201V200H153ZM163 201V200H162ZM210 201V200H209ZM227 201V200H226ZM236 200H234L235 202ZM90 202V201H89ZM88 202V203H89ZM107 202V201H106ZM126 202V201H125ZM136 202V201H135ZM142 202V201H141ZM140 202V203H141ZM145 202V201H144ZM151 201H149L148 204H150ZM199 202V201H198ZM94 202H92L93 204ZM115 203V202H114ZM124 203V202H123ZM132 203V201H131ZM153 203V202H152ZM151 203V204H152ZM239 203V201H238ZM259 203V202H258ZM87 204V203H86ZM113 204V203H112ZM139 204V203H137ZM145 204V203H144ZM165 204V203H163ZM257 204V203H256ZM72 205V204H71ZM99 205V204H98ZM118 205V204H117ZM142 205V203H141ZM225 205V204H224ZM260 205V204H259ZM89 206V205H88ZM146 206V204H145ZM195 206V205H194ZM223 206V205H222ZM230 206V205H229ZM247 206V205H246ZM75 207V206H74ZM86 207V206H85ZM117 207V206H116ZM124 207V206H123ZM134 207V206H133ZM226 207V206H225ZM238 207V206H237ZM250 207V206H249ZM262 207V205H261ZM260 207V208H261ZM94 208V207H93ZM99 208V207H98ZM102 208V207H101ZM173 208V207H172ZM186 208V207H185ZM189 208V207H188ZM198 208V207H197ZM259 208V207H258ZM78 209V208H77ZM217 209V208H216ZM222 209V208H221ZM94 210V209H93ZM115 210V208H114ZM123 210V209H122ZM130 210V209H129ZM140 210V209H139ZM138 210V211H139ZM161 210V209H160ZM210 210V209H209ZM264 210V209H262ZM1 211V209H0ZM4 211V210H2ZM37 211V210H36ZM86 211V209L84 210ZM101 211V209H100ZM148 212V210H146ZM97 212V211H96ZM113 212V211H112ZM144 212V210H143ZM160 212V211H159ZM169 212V211H168ZM192 212V211H191ZM226 212V211H225ZM1 213V212H0ZM81 213V212H80ZM95 213V212H94ZM115 213V212H114ZM129 213V212H128ZM150 213V212H149ZM201 213V212H200ZM257 213V212H256ZM73 214H77L76 210L74 209L73 211ZM144 214V213H143ZM191 214V213H190ZM260 214V213H259ZM5 215V214H4ZM7 215V214H6ZM81 215V214H80ZM79 215V216H80ZM98 215V214H97ZM110 215V214H109ZM127 215V214H126ZM131 215V213L129 214ZM139 215V214H138ZM149 215V214H148ZM261 215V214H260ZM111 216V215H110ZM168 216V215H167ZM166 216V217H167ZM189 216V215H188ZM195 216V215H194ZM250 216V215H249ZM81 217V216H80ZM92 217V215H91ZM169 217V216H168ZM190 217V216H189ZM256 217V216H255ZM112 218V217H111ZM117 218V217H116ZM125 218V217H124ZM162 218V217H161ZM177 218V217H176ZM215 218V217H214ZM231 218V217H230ZM244 218V217H243ZM1 219V218H0ZM10 219V218H9ZM63 219V218H62ZM103 219V218H102ZM123 219V218H122ZM192 219V218H191ZM253 219V218H252ZM258 219V218H257ZM6 220H8L6 218ZM4 218H3V221H6ZM80 220V219H79ZM78 220V221H79ZM105 220V218H104ZM102 220V221H104ZM133 220V219H132ZM144 220V219H143ZM201 220V219H200ZM1 222H3L2 220H0ZM82 221V220H81ZM93 221V219H92ZM131 221V220H130ZM169 221V220H168ZM193 221V220H192ZM233 221V220H232ZM15 222V221H14ZM153 222V221H151ZM254 222V221H253ZM12 223V222H11ZM79 223V222H78ZM85 222L82 223V225L84 224ZM132 223V222H131ZM164 223V222H163ZM221 223V222H219ZM239 223V222H238ZM5 224V223H3ZM2 224V226H0L1 230H7V229H3L2 227L4 228H7V226H4ZM10 224V223H9ZM49 224V223H47ZM74 225V223H72ZM97 224V222H96ZM110 224V223H109ZM153 224V223H152ZM158 224V223H157ZM160 224V223H159ZM192 224V223H191ZM6 225V224H5ZM55 225V224H53ZM78 225V224H77ZM80 225V226H82ZM85 225V224H84ZM87 225V224H86ZM108 225V224H107ZM126 225V224H125ZM166 225V224H165ZM9 226V225H8ZM17 226V225H16ZM100 226V225H99ZM117 226V225H116ZM119 226V225H118ZM124 227V225H122ZM158 226V225H157ZM160 226V225H159ZM167 226V225H166ZM171 226V225H170ZM247 226V225H246ZM20 227V226H19ZM31 227V226H30ZM79 227V226H78ZM86 227V226H85ZM127 227V226H126ZM137 226H135V229H136ZM169 227V226H168ZM220 227V226H219ZM259 227V226H258ZM9 229H11V227H8ZM14 228V227H13ZM29 228V227H28ZM88 228V227H87ZM92 228V227H91ZM104 228V227H103ZM109 228V226H108ZM107 226H106V229H108ZM119 228V227H118ZM128 228V227H127ZM126 228V229H127ZM134 228V227H133ZM157 228V227H156ZM22 229V228H21ZM32 229V227H31ZM47 228H45L46 230ZM79 229V232H80V228ZM110 229V228H109ZM138 229V228H137ZM152 229V228H151ZM13 230V229H12ZM19 231V229H17ZM16 230V231H17ZM34 230V229H33ZM37 230V229H36ZM44 230V229H43ZM112 230V229H111ZM129 230V229H128ZM147 230V229H146ZM171 230V229H170ZM224 230V229H223ZM9 231V230H7ZM23 231H26V230H23ZM136 231V230H135ZM166 231V230H165ZM173 231V230H172ZM2 234L3 231H0ZM6 232V231H5ZM14 232V230H13ZM11 232V233H13ZM32 232V231H31ZM31 232H28V234H31ZM34 232V231H33ZM32 232L31 235L33 236H29L27 233L23 232L22 235L19 234V235H16V232L14 235L16 236H10L8 235L7 233V236L5 235V233L3 232L4 235H0V240L4 239L5 243L6 241H10V242H16L15 244V248H16V245L19 244V246L22 244H25L28 245V246H32V244L35 246L36 244L40 246V243L42 240H45L44 238L40 239L39 238V234L38 233H35L36 235H38V237L36 235H34ZM42 232V231H41ZM92 232V231H91ZM107 232V231H106ZM168 232V231H166ZM175 232V231H174ZM9 233V232H8ZM26 235H25V234ZM113 233V232H112ZM138 233V232H137ZM173 233V232H172ZM46 234V232L44 233ZM93 234V233H92ZM108 234V233H107ZM116 234V233H114ZM164 234V233H163ZM185 234V233H184ZM56 235V234H55ZM90 235V233H89ZM110 235V234H109ZM167 235V234H166ZM237 235V234H236ZM48 236V235H47ZM111 236V235H110ZM117 236V235H115ZM137 236V235H136ZM196 235H192L191 237H188L185 238V245L182 243V245H184V247L182 248L181 246L179 249L181 252V254H183L182 258L181 256L179 258H177V260L179 259V262L182 263V262H188L190 261L192 264H208L210 261V259H212V257H210L209 255L206 256L205 258L202 257L201 255L203 253H207L208 252V245L206 243H204L203 241H198L196 238H195ZM41 237V236H40ZM52 237V236H51ZM56 237V236H55ZM59 236L57 235V238ZM79 237V236H78ZM88 237V236H86ZM166 237V236H165ZM50 238V237H49ZM60 238V237H59ZM81 238V237H80ZM99 238V237H98ZM114 238V237H112ZM117 238V237H116ZM158 238V237H157ZM222 238V237H221ZM253 238V237H252ZM56 239V238H55ZM62 240V238H60ZM107 239V238H106ZM122 239V238H120ZM171 239V237H170ZM199 239V238H198ZM1 242L3 243L4 241ZM53 240V239H52ZM58 240V239H56ZM79 240V239H78ZM81 240V239H80ZM83 240V238H82ZM81 240V241H82ZM95 240V239H94ZM114 240V239H113ZM46 241V240H45ZM85 241V240H83ZM99 241V240H98ZM217 241V240H216ZM0 242V244H2ZM59 242V240H58ZM63 242V240H62ZM116 242V241H115ZM173 242V241H172ZM3 243V244H5ZM9 243V242H8ZM7 243V244H8ZM60 243V242H59ZM79 243V242H78ZM103 243V242H102ZM113 243V241H112ZM171 243V242H170ZM174 243V242H173ZM2 244V246H4ZM31 244V245H29ZM70 244V243H69ZM6 245V244H5ZM22 245L20 247H22ZM63 245V244H62ZM79 245L81 246V244L79 243ZM118 245V244H117ZM142 245V244H141ZM166 245V244H165ZM207 245V246H206ZM210 245V244H209ZM1 246V250L3 249V247ZM14 246V245H13ZM61 246V244H60ZM88 246V244H87ZM178 246V245H177ZM29 247V248H30ZM33 247V246H32ZM42 246L38 247L37 248H40L41 249ZM86 247V246H85ZM99 247V246H98ZM116 247V246H115ZM8 248V246L6 247ZM27 248V247H26ZM37 248H30V252L27 253L29 254V258L31 260L33 259H36L37 257H39V250ZM89 248V247H87ZM166 248V246H165ZM254 248V247H253ZM9 249V248H8ZM11 246H10V251L12 252L11 250ZM123 249V248H122ZM177 249V248H176ZM15 250V249H14ZM18 250V248H16V251ZM93 250V249H92ZM116 250V249H114ZM113 250V251H114ZM162 250V249H161ZM27 251V249L25 250V252ZM29 251V250H28ZM42 251V249H41ZM53 251V249H52ZM87 251V250H85ZM84 251V252H85ZM91 251V250H90ZM20 252V251H19ZM44 254L46 253V257L48 256L47 252L45 251H42ZM55 252L58 257H59V260H60V257H61V254H62V251L60 250H55L53 251ZM64 252V251H63ZM82 252V254L84 253ZM106 252V251H105ZM111 249H110V253H111ZM210 252V250H209ZM208 252V254H209ZM212 252V251H211ZM2 254L1 255V252H0V260L2 262H4V257L6 256V253H5V250L2 251ZM13 253H15V251H13ZM18 253V252H17ZM42 253V255H43ZM54 253V254H55ZM89 253V252H88ZM100 253V252H98ZM105 254V256H103L101 254V256H97V258L93 261H90L88 264H116V262L119 260V258L117 259V257H115L116 261L112 262L111 263V260L113 259V254ZM114 253V252H113ZM128 253V252H127ZM132 253V252H131ZM161 253V252H160ZM255 253V252H254ZM11 254V253H10ZM9 254V255H10ZM19 254V253H18ZM22 254V253H21ZM87 254V252H86ZM86 254H85V259H86ZM115 254V253H114ZM133 254V253H132ZM227 254V253H226ZM5 255V256H3ZM14 255V254H13ZM12 255V256H13ZM16 255V254H15ZM41 255V256H42ZM97 255V254H96ZM107 255V256H106ZM249 255V254H248ZM28 256V255H27ZM66 256V255H65ZM83 256V255H82ZM95 256V255H94ZM118 256V255H116ZM130 256V255H129ZM135 256V255H134ZM234 256V255H233ZM236 256V255H235ZM245 256V255H244ZM8 257V256H6ZM44 257V255H43ZM83 257V258H84ZM128 257V256H127ZM9 258V257H8ZM28 258V260H30ZM66 258V257H65ZM132 258V257H131ZM134 258V257H133ZM215 258V257H214ZM7 259V258H6ZM11 259V258H9ZM23 259V258H22ZM39 259V258H38ZM36 259V260H38ZM64 259V258H63ZM69 259V258H68ZM67 258L65 260H68ZM89 259V258H88ZM127 259V258H126ZM237 259V258H236ZM240 259V258H239ZM12 260V259H11ZM17 260V259H16ZM24 260H26V257L24 256ZM30 260V261H31ZM35 260V261H36ZM44 260V258H43ZM46 260L49 261V259L46 258ZM46 260H44V263H46ZM58 260V259H56ZM123 260V259H122ZM185 260V261H184ZM47 261V262H48ZM62 261V260H61ZM64 261V260H63ZM128 261V260H127ZM138 261V260H137ZM11 262V261H10ZM21 262H24V261H21ZM27 262V260H26ZM59 262V261H58ZM87 262V261H86ZM125 262V260H124ZM123 262V263H124ZM178 262V261H177ZM185 262V263H186ZM7 263V262H5ZM25 263V262H24ZM33 263V261H32ZM43 263V264H44ZM61 263V262H60ZM71 263V262H69ZM118 263V262H117ZM122 263V264H123ZM128 263V262H127ZM213 263V262H212ZM211 263V264H212ZM227 263V262H226ZM235 263V262H234ZM3 264V263H2ZM23 264V263H22ZM26 264V263H25ZM36 264V263H34ZM47 264V263H46ZM49 264V263H48ZM62 264H65V263H62ZM67 264V263H66ZM73 264V263H71ZM126 264V262H125ZM129 264V263H128ZM175 264V263H174Z\"/></svg>", "mask_w": 264, "mask_h": 264}]
</instances>
